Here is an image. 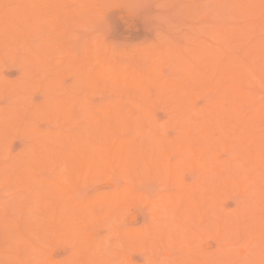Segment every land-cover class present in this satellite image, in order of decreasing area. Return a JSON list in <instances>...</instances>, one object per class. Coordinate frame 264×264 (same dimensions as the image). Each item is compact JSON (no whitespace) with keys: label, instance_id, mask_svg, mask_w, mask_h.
Returning a JSON list of instances; mask_svg holds the SVG:
<instances>
[{"label":"rangeland","instance_id":"obj_1","mask_svg":"<svg viewBox=\"0 0 264 264\" xmlns=\"http://www.w3.org/2000/svg\"><path fill=\"white\" fill-rule=\"evenodd\" d=\"M7 1V0H6ZM11 1H12V5H11ZM48 0H45V1H43V2H41V4H43L42 6H44V8H46V10L44 11L45 13H47V14H45L44 16L45 17H47V19L44 17H42L43 19V21L41 22V26H40V30H42L41 32H39L34 26H33V24H30V28H29V32H30V34L32 33L33 35H28L29 33L27 32L26 34H24V35H22V33H20L21 32V30H20V28H21V26L20 25H22V24H20L19 25V23H18V25H19V27H16L17 25H15V26H13L12 27V29H4L5 28V24H6V16H5V14H4V8L6 7V6H9V7H16V6H13V3L14 4H17L18 3V1L17 0H9V2H7V3H9L8 5H6L7 3H5V1H2V3L4 2V4H2L1 3V1H0V17H2L3 19H1L0 18V20H2V21H4L3 22V24H0V26H1V33H0V44H3V45H0V52H1V50L3 49L4 51L3 52H1L3 55V60H0V79L2 78V80H0V83H3L5 80H11V82H14L16 85H14L13 86V88L15 87V89H13L10 85H12V83L10 84H8V81L7 82H4V84L6 85V87H4V85H2L4 88H1L2 89V91H1V89H0V119L1 118H3V117H1V112H3V116H6L7 114H9V112L10 111H13V109H15L16 107H17V105H18V102H19V110L20 111H22V113H24V115H23V117H21L22 115H21V113H20V111H18V113H20V116H19V114L18 113H16V115L17 116H19V119H20V123H19V119H18V117H16L17 118V120H15V122H13L14 121V119H13V121H12V118H10L11 119V121L13 122V123H19V126H18V123H17V129H15L16 131H18V127H20V125L21 124H23L24 122H25V124H29V125H31L30 127H32V129L30 128V127H27V126H25V124L24 125H21V126H24V129L23 128H21V132H23V131H25V130H33V128H37V127H39V128H37L36 129V131L34 132L33 131V135H32V133H30V132H23V133H21V132H19V133H21V134H19V133H15V131H12L11 133L13 134V133H15V134H13V135H11L9 132L10 131H8V133H9V136H8V134L6 135L5 134V136H8L7 137V149H5L6 148V145H3L4 143H5V141H6V139H4V137L2 136L1 138L3 139V142L2 141H0V142H2L3 144L1 145V143H0V150H1V152H0V154L2 155V158L4 159V160H1L0 161V166H1V164H4V162H5V164H6V166H5V164H4V166L8 169H6L5 167H0V169L1 170H4V171H1V173H0V175L1 174H3L4 176H7L8 175V171H9V167H7V165L9 166V163H11V161H12V163H13V160H12V158L14 159L17 155H19V156H21V154H22V158H23V156L24 155H26V152H24V151H21V150H25V149H22V148H19V147H21V146H24V147H26V149H31L29 146H30V144H32L34 141V139L36 140V144H37V142H38V145L40 144V142L41 141H44V142H41V144H40V146L37 148L38 149V152H41V151H44V149H45V145L47 144H51V142L50 141H47L46 140V138L48 139V138H51V134H53V132H55L56 133V130H57V132H58V128H59V130L61 129L62 131H63V133H65V134H78V133H80V130H83V128H84V130H85V128L89 125V124H86L87 123V121H88V119H90L91 118V120H92V117L90 116V114L88 115V114H86V111H85V118H81L83 121H81V120H78L77 121V119H80V118H78L77 116H79L80 114L82 115V113H84V109L86 108V106L87 105H89V103H92L90 106H92V105H94V107L95 108H100V106L102 105V109L100 108V110L103 112L104 110H108L107 111V114H106V112L104 111V113L103 114H105V116L106 117H111V116H113V115H115V114H122V115H124L123 117H122V115H121V119H124L126 122H127V124L126 123H124L125 125L123 126H119V124H118V127H115L116 128V130L115 131H113V135H116V140H117V138H118V141H120L119 139L120 138H122L121 140H124V139H128V138H136V141L139 143H142V145H143V148H144V150H145V153H148L149 155H151V153L150 152H154L155 150L154 149H156V151H157V148H155L156 146V144L153 146V144H154V142H155V140H157V139H161V138H165V141L166 142H170V141H173L174 140V138L176 139L178 136H180L179 138H182V135H183V138L182 139H180V143H182V141H183V143L182 144H179L180 146L181 145H183L182 147H183V149H182V151H181V148L182 147H169V151H166V154H164V156H163V158L165 159V157H167L168 158V160H169V162L170 161H172L173 163H174V165L177 163V164H180L179 162H181L182 161V159L184 158V157H186L187 156V154H186V152H183V151H186L185 149H186V145H188L189 143H190V140H192V138H193V145H194V147L195 148H197V146L199 145L200 146V142L202 143L203 141H205V140H203V139H201L200 140V138H204L203 136H205L206 135V133L207 134H209V133H211V135L209 134V135H206V137L205 138H208V140H206L205 141V143H203L202 145L203 146H207V145H209V146H207V147H210L212 144H207L206 142H209V138H212V136L215 138H221L222 139V142H221V140H220V143L218 144V147H215L216 148V153H217V151H218V155L216 154V153H212V151H214V150H212V149H210V148H207V149H209V152L208 151H205V148H204V152L205 153H209V154H204V156H206L207 158H208V156L210 157V159H214V157L216 158V155H217V157L219 156V154L221 155V156H219V159L217 160V159H214L215 160V162H217L218 164H216L215 162H213L212 163V160H210V161H208L207 160V162L208 163H206V167L205 166H203V168H201L202 166H199V167H197V168H192V167H189V165L191 166V164H188V167H187V165H184V168H181V169H179V167L178 166H180V165H178V166H176L175 168V176H176V178H174V180L172 179V180H170V181H166V179H165V181L163 180V181H161L162 179L161 178H157V174L156 173H154L156 170H153L154 172H150V171H147L146 173H144L145 171L143 170V169H145V167L143 166V165H141L140 163V165L138 164V163H136L135 161V163H134V166H135V169H134V167H133V165H132V163H131V167L134 169V171L133 170H131L130 169V165H128L126 168H124L123 169V167H125L124 166V163H122V165H123V167H122V165H121V167H120V169H119V167L117 168L118 170H111V169H108V170H106L105 169V171H104V173H102V175L101 174H97L95 177H89L88 178V180L86 181V180H83V179H86V178H84L85 176H82L81 177V179L82 180H80V181H78L79 179H78V175H76V174H78L77 172L78 171H76L75 170V175H76V179H78V180H74L73 181V185L71 184L72 183V178H70V177H68L69 175H68V172H67V170L65 171V173H64V171H63V174H66V176H64L65 178L67 177L68 178V182H69V180L70 179H72V180H70L71 182L70 183H68V182H65V184L67 183L68 185L69 184H71V187H72V189L70 188V190H71V193L69 194V197H73L74 195H76V196H74L73 198L75 199V200H77V198L78 199H83V200H85V199H89V198H93L92 196H94V198L98 195V194H107V193H110V192H117L118 191V193H119V191L120 190H124L125 188H131V189H125L124 191L126 192V191H129V190H131V191H129L128 192V194H129V197L131 198V200L129 199V200H127L125 203H124V206L122 207V208H124V209H122L123 210V212L121 211V213H120V215L118 216V219H117V217H116V215H114V216H112L111 218H108L110 221H108V219H106L105 217H103V219L105 218V220H102V218L98 221V218H96V217H102L103 215V209H102V206H97V208H96V206H94L95 207V209H94V212L93 213H95L94 215H95V217H94V219H93V217H92V221L90 220V219H88L87 221H88V223L90 222V224H92V225H90V227L88 226V230L89 231H87V227H86V225L84 226V228H83V230L85 229V227H86V233H89L88 235H89V237H91V238H89V237H87V235H85L88 239H90L89 241H91V240H94L96 243H97V247H96V245L94 244V243H92V244H90V245H92V246H90V249H89V251H91V249H92V251H95L96 249V251L98 252V253H93L94 255H96L97 257L98 256H100V258H101V255H102V257H108L107 255H110V257H108L109 259L110 258H112L111 260H108V261H106L105 259L106 258H102L103 259V261H104V264H109L108 262L110 261V264H112V262H113V264L115 263V261H116V263H120V262H122L123 260H125V259H129V260H131L132 262H131V264L132 263H134V264H161L162 262L164 263V264H182V260L183 259H185L186 258V262L188 261V260H190V257H191V261H192V259H194V262L192 261V264H194L196 261L198 262V264L202 261V259H203V261L201 262V264H214V262H215V264H219V263H221V262H223V259H219V261L218 260H215V257L216 258H220V257H218V256H220L221 255V253L222 252H226V251H228V250H232L233 249V264H257V262H256V258H257V254L259 255L258 257H262L263 258V261H264V244L263 243H261V241H260V238H262L263 239V241H264V233H263V231H259V228H255V227H253V225H255L254 223H255V220L254 219H256V217H260L262 220L264 219V188H263V186H264V165H262V164H264V150L262 149L263 147H264V57H262L263 55H264V53H263V50H264V8H262V10L263 11H260L261 9H260V6L262 5L263 7H264V1L263 0H259V2L260 3H262V4H258V2H256L255 0L253 1V0H250V1H252V2H250L249 0H246V2H248V5H249V2H250V4L252 5V3L253 2H256L258 5L256 6V3H255V6L257 7V9L256 8H253V6H254V3H253V6H250L249 5V9L247 8V5L245 6V7H243V8H241L240 7V2L239 1H241L242 3H245V2H243V0H94V2H93V0H89L88 2H90L91 1V3L89 4L88 3V5L86 6V11H85V9H84V7L85 6H83L84 5V2H87V1H78V0H64V2H65V5H60V7H59V10H58V12H59V20L57 19V22H54V21H56V18H57V16L55 15V13H52V12H54L55 10L53 9V7H51L52 5H53V3H49V1L47 2ZM80 2L79 4H78V2ZM245 1V0H244ZM51 2V1H50ZM97 2V3H96ZM77 3V4H76ZM93 3V4H92ZM223 4V5H226V6H228V7H230V8H226V6L224 7L223 5H222V7H223V9H221L220 8V6H218L217 4ZM241 3V4H242ZM82 4V5H81ZM245 4H247V3H245ZM2 5H6L5 7L4 6H2ZM45 5H47V6H45ZM78 5V6H77ZM1 6H2V8L3 9H1ZM74 6H77V9L78 8H80L81 10L82 9H84L81 13H83V15H79L80 13L76 10V11H74L73 10V8H74ZM80 6V7H79ZM242 6H244V5H242ZM196 7V8H195ZM231 7H233V8H231ZM250 7H252L251 9L253 10H251L250 9ZM76 8V7H75ZM220 9L219 10V12H218V10L217 9ZM43 9V8H42ZM71 9V10H70ZM79 9V10H80ZM230 10V11H228V10ZM51 10H52V12H51ZM54 10V11H53ZM72 10L74 11V13L73 14H75V16H73L72 15ZM231 10H233V12L231 11ZM250 10V11H249ZM258 11V13H259V15H260V12H261V15L258 17L257 16V13H256V16H257V18H260V17H263L262 19H260V21H259V19H257L256 18V16L254 17V16H252V15H255L254 13L255 12H257ZM226 11H227V13H226ZM246 11V12H245ZM249 11V12H248ZM56 12V11H55ZM76 12V13H75ZM223 12V13H222ZM231 13L232 12V14H233V20H230L228 17H230L231 15L230 14H228V13ZM248 12V13H247ZM254 12V13H253ZM263 12V13H262ZM79 13V14H78ZM224 13H225V15H227V16H225L224 15ZM242 13H244V14H242ZM51 14V15H50ZM76 14L79 16V18L78 19H80V20H76L77 18V16H76ZM237 14V15H236ZM245 14H247V15H245ZM49 15H50V17H52V18H50L49 17ZM103 15V16H102ZM190 15V16H189ZM250 15V16H249ZM80 16H82V18H80ZM49 17V18H48ZM53 17H56V18H53ZM247 17H249V18H247ZM253 17L254 18H256L257 20H258V22H261V23H263V24H261V26H260V24L259 23H257V25H255V23H256V19L254 20L253 19ZM76 18V19H75ZM231 18V19H232ZM250 18L251 19H253L252 21H250ZM9 19V18H8ZM51 19V25H49L48 24V21ZM54 21H53V20ZM248 20V21H247ZM44 21L47 23L46 24V26H44ZM231 21V22H230ZM255 21V22H254ZM49 22V23H50ZM251 22V23H250ZM17 22H15V24H16ZM44 23V24H43ZM254 23V24H253ZM254 26H253V25ZM6 25H9V24H6ZM34 27V29H32V26ZM23 26V25H22ZM50 26V27H49ZM232 26H233V28H232ZM4 27V28H3ZM44 27H45V29L46 28H48V29H46L45 30V33H44ZM212 27V28H211ZM215 27V28H214ZM217 27H223L222 29L224 30V32H226V34H224V32H223V30L222 31H220L221 33H222V35L224 34V37L223 36H221V34H219L218 32H217V30L219 31V29L220 28H218L217 30H216V28ZM226 27V28H225ZM263 27V28H262ZM8 28V27H7ZM19 28V29H18ZM214 28V29H213ZM228 31H226L225 29ZM228 28V29H227ZM232 28V29H231ZM237 28H239V30L240 31H238V29ZM240 28H245V29H243V30H241ZM254 28V29H253ZM15 29L16 30H18L19 31V34L20 35H17L16 36V34H18L17 32L15 33L14 31H15ZM50 29V30H49ZM208 29H210V31L208 30ZM212 29V30H211ZM235 29H237V31H238V33L237 32H235V33H233L231 30H235ZM3 30H5L4 32H3ZM11 30V31H10ZM213 30H214V32H213ZM244 30H247V32H249V33H251V34H248L247 32V34L244 32ZM37 31V33L35 34V32ZM50 31V32H49ZM241 31H242V33H241ZM14 32V33H13ZM49 32V33H48ZM239 32H240V34H239ZM232 33V34H231ZM8 34V35H7ZM40 34V35H39ZM218 34V35H217ZM235 34V35H234ZM3 37H2V36ZM5 35V36H4ZM22 35V36H21ZM28 36L27 38H26V40H23V38L25 39V37L24 36ZM45 35H49V37H50V42L49 43H51L52 45H53V47L48 43V45H50V46H48L51 50H50V52L48 51V52H45V54L47 53V55L49 54V57L47 58L48 60H46V57H42L43 55L42 54H39V55H41V57H39V55L38 56H33V55H35L36 54V52H37V49H38V47L40 46V45H43V46H45V42H44V40H46L45 39ZM228 35V36H227ZM234 37H233V36ZM242 35V36H241ZM245 35V38L243 37ZM9 36V37H8ZM21 38H20V37ZM31 36V37H30ZM44 36V37H43ZM214 36V37H213ZM217 36V37H216ZM219 36H220V38H219ZM231 36V37H230ZM237 36V37H236ZM5 37H7V39L5 38ZM3 38H5V40H6V42H8V43H5V45H4V42H5V40H3ZM14 38H16V40H14ZM18 38V39H17ZM229 38V42H232V43H229L227 40H225V39H228ZM261 38V39H260ZM8 39H10V40H8ZM28 39H30V41L28 40ZM216 39V40H215ZM223 39V40H222ZM235 39H237V40H235ZM241 39H243V41L241 40ZM222 40V41H221ZM230 40H232V41H230ZM241 41L240 43H239V41ZM248 40V41H247ZM250 40V41H249ZM18 41H20L19 42V44H18ZM29 41V42H28ZM216 41V42H215ZM221 41V42H220ZM225 41V42H224ZM256 41H257V43H256ZM1 42H3V43H1ZM14 42V43H13ZM98 43L99 42V44H97V45H94L95 43ZM104 44V42L106 43V45L108 46V45H110V47H111V49H109V47L107 48V46H106V48L107 49H105V47H104V49L105 50H101L102 52H103V55L102 56H104V58H106V57H108V58H106L105 60H104V58L102 59L101 57L102 56H97V55H100L99 53H100V50H99V52H98V48H100L98 45H103L102 43ZM211 42H213V44H215L216 43V45H217V47L219 46V49L217 48V49H215L216 48V45H214L215 47H214V49H212L211 48V46L213 45ZM228 42V43H227ZM255 42V43H254ZM259 42V43H258ZM12 45H11V44ZM101 43V44H100ZM174 44V46H172L173 44ZM203 44V45H200V44ZM211 43V44H210ZM222 45L221 47H220V44ZM234 43H235V45H234ZM245 43V44H244ZM254 43V44H253ZM23 44H24V46H26L27 48H25V47H23ZM26 44V45H25ZM206 44H207V46H209V50H207L206 49V47L205 48H203V46H206ZM228 44V45H227ZM241 44V46H239ZM255 44H256V46H255ZM261 46H260V45ZM12 46V47H10V53H9V49H7V47L8 46ZM14 45H16V47L14 48ZM165 45H169V46H166L168 49H171L170 51H171V54L169 55V57H168V59L170 60V58H171V56L172 57H174V58H172V60H167L166 58V55H167V53H170L169 52V50L167 49V50H164L165 48ZM171 45V46H170ZM184 45H185V47H186V45H187V47L185 48V50L186 49H188L189 50V52H188V50H187V53H189V54H191V52L192 53H194L193 55H191L192 57H190V59L191 58H193L194 56H195V58L193 59V62L195 61V63H196V61L198 60L199 62H197L198 63V65H199V63H200V67H203V65H206L207 66V68L206 69H203V70H207V71H205V72H203L204 74L205 73H207V72H211V75L213 74L212 73V70H213V66L215 65V60H216V58L214 59H212V57L209 59V57H208V55H206V54H210L211 55V53L213 52V54L215 55L217 52H219L221 49L220 48H222V49H224V51H225V53H224V59H230L231 57V59L234 61V62H232V64L231 65H233L234 63L236 64V63H239V66H240V71H238L239 69H237V65H236V70H235V72L237 73V75H236V77L233 75V81L232 80H229V78H223L222 79V81H223V85L222 86H218V85H211L209 82L205 85L204 83V85L202 84V83H200V84H202L203 85V88L202 87H200V84L199 83H197L198 81L197 80H199L198 79V77H197V80L195 81L194 80V83L193 82H190L191 80L193 81V79L191 78H189V75L188 74H186V72L188 73L189 72V67L190 66H187L186 64H188V63H190V62H185L184 61V59H183V61H180V60H182V57H180V56H184L183 54H182V52H181V54H180V52L178 53V50L179 49H183V47H184ZM197 45H200V46H198L197 48H196V46ZM211 45V46H210ZM231 45V46H230ZM243 45V46H242ZM246 45H248V46H246ZM259 46V50H257L258 49V46ZM2 46H4L3 48H2ZM5 46H7V47H5ZM42 46V47H43ZM96 46H98V47H96ZM179 46H182V47H179ZM189 46V47H188ZM229 46L231 47L230 48V51L228 50V48H229ZM232 46H234V47H232ZM246 46V48H243V47H245ZM252 48H251V47ZM32 47V48H31ZM47 47V46H46ZM171 47V48H170ZM179 49H178V48ZM213 47V46H212ZM257 47V48H256ZM13 50H12V49ZM35 48H37V49H35ZM40 48H41V46H40ZM39 48V49H40ZM48 48V49H49ZM161 48L163 49V51L161 52ZM173 48V49H172ZM190 48V49H189ZM194 49V48H196V51H197V53H196V51H194V50H192V49ZM198 48L200 49V50H198ZM208 48V47H207ZM241 48H242V50H241ZM249 48V49H248ZM34 49V50H33ZM38 49V50H39ZM47 49V50H48ZM95 49V50H94ZM130 50V54H135V57L133 58H131V56H130V59L131 60H129L127 57H128V54L126 53V50ZM140 49H143V53H145V52H147L148 54H149V51L151 52V50L152 49H160V54H157V52H159L158 50L156 51V56H158V57H156L155 59H154V57H155V55H154V53H152L151 54V57L148 55H146L147 53H145V55H142L141 57L144 59H142V58H140L139 57V55L140 54H142V50H140ZM177 51H176V50ZM203 49H205L204 50V52L202 51ZM210 49L212 50V51H210ZM227 51H226V50ZM246 49H247V51H246ZM5 50L7 51L6 53H5ZM26 50H28L27 52H26ZM46 50V49H45ZM52 50H54V51H52ZM86 50H87V52L89 53V56H87L86 54H88L87 52H86ZM96 51V53L95 52H93V54H91L90 52L91 51ZM106 50H107V53H105L106 52ZM123 50V53L121 52V55L123 56L124 55V58H119L120 56H118L119 54H117V52L119 53L120 51H122ZM154 50H152L153 52H155ZM173 50H174V52H173ZM184 49L182 50V51H185ZM191 50V51H190ZM209 52H207V51ZM214 50V51H213ZM232 50V51H231ZM251 50V51H250ZM30 51V52H29ZM34 51H35V53H34ZM125 51V52H124ZM167 52L166 54H164L163 52ZM194 51V52H193ZM198 51H202V53L203 54H200V52H198ZM205 51L207 52V53H205ZM241 51V52H240ZM244 51H245V53H247L248 51V53L246 54V55H253L254 57H256L257 59H254L253 57H249L248 56V58L251 60L252 58L254 59V60H252V62L254 63V62H258V63H254V64H251L250 62V60H248L249 61V63H248V65L250 64V65H254L253 67L254 68H256L255 69V71L256 70H258L259 71V74L258 75H256L254 72H253V76H252V74H250L251 72L249 71H247L248 73H246V70H248V69H246L245 70V68H243L242 66V64L245 62V60H244V62L243 61H241V58H242V60L246 57H242V56H240L239 55V57H241V58H238L237 56H238V54L240 53H242L241 55H245L244 54ZM52 52V53H51ZM86 52V54H84ZM108 52L109 53H111V54H108ZM137 52H139L140 54L138 55V56H136V54H137ZM176 52V55H178V54H180V56L178 57V56H176V55H174L173 53H175ZM211 52V53H210ZM223 51L221 50V52H219V54H222V56H220V57H218L219 59H221L222 57H223V53H222ZM231 52V53H230ZM31 53H33V54H31ZM94 53H95V55L97 56V57H100V58H98V59H96L95 57H93L94 56ZM115 53V54H114ZM128 53H129V51H128ZM227 53V54H226ZM228 53L231 55V54H234V55H231L230 56V58H228ZM251 53V54H250ZM255 53V54H254ZM259 53V54H258ZM5 54V55H4ZM25 54H27V55H25ZM30 54H31V56H30ZM70 54V55H69ZM226 54V55H225ZM71 55H73V56H71ZM87 56V59H89V57H93L92 58V60H94L93 62H92V64H93V66H95V68H102L101 66L103 65V63L104 64H106V62H109L110 64H111V62L110 61H112L113 59H116V62L118 63L117 65H121V64H127V65H125L126 66V70L128 69V72L130 71V69L133 71V72H130L131 74H134L135 75V77H134V75H133V77L136 79H138V81H139V79H140V77H141V72L143 71V73H144V75H145V77L143 76V74H142V77L143 78H146V80L148 79L147 77H146V75L148 76L149 75V73L148 72H150V78L149 79H152L151 80V82H150V80H148L149 81V86H151V87H149V86H145V87H139V89H138V86H134V87H132V86H130L129 88H127L126 90L125 89H119V88H117V87H112V89H111V87L109 88V86H108V89H110V91H108V90H106V88H107V86H106V84H105V82H104V84H102V81H101V83L99 84V86H97V90L95 89V88H93V89H95V90H92V89H89V91L90 90H92V91H90L89 93H90V96H86L85 95V93L88 95L89 93H87L88 92V89H86V92H85V90H80V89H82L81 87H80V89H78V90H80L78 93H82V92H84V94H81L82 95V98H84V96L87 98V100L89 101V103L86 105V100H83L85 103H83L82 101H80L79 100V102H81L82 104H84L83 106L85 107H83V106H81L80 104H78V105H80V106H78V105H76V104H73V106L75 105V106H77V107H74L73 108V106L71 105L70 106V104H72V103H70L69 104V107L72 109V112H71V114L70 115H65V112H67V113H69V111H71V109L68 107V111H65V110H60V111H65L64 112V114L62 115V117L60 118V114L58 115L59 117H57V111H59L58 109H55L56 111H55V116H56V118H58V119H56L55 117H54V114L52 113H50L49 114V112H48V114L50 115V116H52L53 118H48L46 115H48L47 113L46 114H44L45 112H43V114L41 113V111L40 112H37V113H33V111L35 110V109H37V107L36 106H38V107H40V104L39 103H42L43 105L45 104V102L46 103H48V104H46L47 106H50L49 105V102H47V99L46 98H48L49 97V95H50V99H51V97H52V94L54 93V95H53V97L54 98H56V100H58V99H62L61 97L63 96V98H65L64 96L66 95L67 96V98H68V96L69 95H72L73 94V92H74V90H73V92L72 93H70L72 90L71 89H74V87L73 86H71V85H74V84H77L78 83V81H77V79H79L78 78V75L80 76V74L82 73V71H81V68H83V67H87L88 68V66H89V62L90 61H92L91 59H90V61L88 60H85L86 59V56ZM92 55V56H91ZM106 55H108V56H106ZM113 55H115L114 57H113ZM127 55V56H126ZM159 55H160V57L163 59L164 57H166L165 58V60L163 59V61H165V63H167V64H163L162 66H161V64L163 63V61H162V59L161 58H159ZM162 55V56H161ZM186 55H188V54H186ZM197 55H199V56H197ZM204 55H206V56H204ZM217 56H219L218 54H216ZM213 56V57H217V56ZM32 56H33V58H32ZM44 56H46V55H44ZM126 56V57H125ZM143 56H145L146 58L147 57H150V59H151V61L150 60H148L147 59V61L145 60L146 58H144ZM152 56H153V58H152ZM164 56V57H163ZM202 56H204V57H202ZM233 56H235L238 60H240L239 62L238 61H236L234 58L235 57H233ZM25 57H26V59H25ZM27 57H29V58H32L34 61H32L31 59V61L30 60H28L29 58H27ZM37 57V58H36ZM72 57H74L73 58V60H72ZM184 57H187V56H184ZM183 57V58H184ZM206 57L210 60L209 62L207 61L208 59H206ZM159 58V60L161 61H159V64L160 65H158V64H155L156 62H157V59ZM176 58H179V59H177L178 60V62H177V60H176ZM199 58V59H198ZM217 58V59H218ZM247 58V59H248ZM38 60V63L36 62V60ZM44 59L47 61H44ZM78 60V61H80V62H82L83 64L82 65H77V64H79V63H76V61H74V60ZM121 59H123V62H119V60L120 61H122ZM154 59V60H153ZM204 60V62L205 61H207V62H203V60ZM25 60H28L29 61V63H27V61H26V63H27V65H26V63H25ZM40 60H42V61H40ZM51 60V61H50ZM102 60H104V61H102ZM166 60H167V62H166ZM175 60H176V62H175ZM186 60H188V58H186ZM255 60H257V61H255ZM258 60H260V62L258 61ZM49 61H50V63H49ZM148 61H150V62H148ZM153 61H156V62H153ZM236 61V62H235ZM34 62V63H33ZM44 62H46V63H44ZM54 64H53V63ZM114 62V61H113ZM113 62H112V64H111V67L113 68ZM115 62V63H116ZM175 62V63H174ZM204 63L203 65L201 64V63ZM41 63V64H40ZM42 63L44 64V65H42ZM49 63V64H48ZM76 63V64H75ZM96 63V64H95ZM119 63H121V64H119ZM149 63V64H148ZM178 63V64H177ZM194 63V64H195ZM206 63H208V65L206 64ZM246 63V62H245ZM244 63V64H245ZM40 64V65H39ZM46 64H48V66L46 67ZM69 64V65H68ZM91 64V63H90ZM95 64V65H94ZM108 64V63H107ZM110 64H108V65H110ZM152 64H155V66L157 67V66H160V68H162V69H157V68H152ZM176 64V65H175ZM183 64V65H182ZM42 65V66H41ZM76 65H77V67L78 66H80L79 67V69L76 67ZM99 65V66H98ZM115 65V64H114ZM117 65H115L114 67L116 68V66ZM152 65V66H151ZM164 65H169V68L171 69H169L167 66H164ZM189 65V64H188ZM198 65H196V67H197V69H198ZM230 65V66H231ZM247 65V68H249V66ZM27 67V69H26V67ZM33 66V67H32ZM92 66V65H91ZM91 66H89V67H91ZM93 66H92V70L94 69L93 68ZM104 66V65H103ZM122 66V65H121ZM151 68H150V67ZM155 66H153V67H155ZM163 66H164V68H163ZM171 66V67H170ZM177 66H181V68L179 67V68H176L175 69V67H177ZM186 66V67H185ZM229 66V67H230ZM30 69H29V68ZM40 67V68H39ZM61 67H63L64 69H65V71H64V69H60ZM128 67V68H127ZM173 67V68H172ZM186 69H185V68ZM191 67H192V69H193V64L191 65ZM246 67V66H245ZM251 67V66H250ZM44 68V69H43ZM45 68H47V69H45ZM86 68V69H87ZM117 68H120V70L122 69V68H124V66H122V67H120V66H117ZM151 70H150V69ZM212 69V70H209V69ZM232 68H235L234 67V65L232 66ZM77 70V73H78V75H75V76H77V77H75L74 76V74L76 73L75 71ZM88 69H90V68H88ZM147 69V70H146ZM150 71H149V70ZM153 69V70H152ZM156 69L159 71V72H157L156 71ZM165 69H167V71L165 70ZM172 69H175V70H177L178 71V73H179V76H178V73L174 70V72H176V73H174L173 72V70ZM179 69V70H178ZM180 69H182V71L180 70ZM184 69H185V71H184ZM197 69L195 70V69H193V71L195 70V74H198V73H196V72H198V71H200V69L197 71ZM251 71H253L251 68H249ZM42 72H41V71ZM52 70V71H51ZM60 70H63L62 72H60ZM111 70V69H110ZM123 70V69H122ZM135 70H136V73H135ZM156 71V73L154 74V72ZM161 70H163L162 72H161V74L162 75H164V79H166V77L165 76H167V77H169V78H167L166 80H167V83H169L170 82V79H172L173 78V80H171V81H176V80H179L180 81V83H181V81H183V83H182V85H180V86H177L176 87V89H177V92L178 91H180L181 89L182 90H185V91H180V92H178L177 93V95H178V97H177V95H174L175 97H176V99H174L173 97V95L172 96H168L169 95V93H170V95L172 94V92L170 91V90H168V88H165L166 90H162L160 87V81L162 80H160V78H163V76L162 75H160L159 73H160V71ZM202 70V68H201V71H203ZM209 70V71H208ZM222 70H227L226 68L224 69V68H221V67H219L218 68V71H215V73L214 74H216V72H218V74H216V75H214V77L215 78H219L218 77V75H219V73L222 71ZM231 70V69H230ZM229 69L227 70V71H230ZM234 70V69H233ZM243 70V73L242 74H244L245 76H243L242 75V77H240V78H242L241 79V81L239 80L238 82H235L236 80H238V74L241 72ZM35 71V72H34ZM73 71L75 72L74 74H73ZM80 71H81V73H80ZM144 71H147V72H144ZM201 71H200V73L199 74H201ZM220 71V72H219ZM29 72H31L30 73V75H31V80H29V83H28V80H27V78L28 79H30V76H29ZM152 72V73H151ZM182 72H183V74H182ZM214 72V71H213ZM234 71H232V73H233ZM63 74V75H61L60 77L58 76V75H60V74ZM76 73V74H77ZM140 74V75H138V74ZM147 73V74H146ZM158 73V74H157ZM164 73V74H163ZM182 75H181V74ZM230 73V72H229ZM26 74H28V76L26 75ZM32 74H35V75H32ZM38 74H39V76H38ZM55 74V75H54ZM154 74V75H153ZM157 74V75H156ZM186 74V75H185ZM235 74V73H234ZM241 74V73H240ZM239 74V75H240ZM248 74H250L251 75V77H250V75H248ZM53 75V77L51 78V76ZM138 75V76H137ZM173 75V76H172ZM206 75V74H205ZM208 75H210V74H208ZM248 75V78H245L246 76ZM22 76H25V77H23V78H21ZM27 76V77H26ZM36 76V77H35ZM38 76V77H37ZM41 76V77H40ZM57 76V77H56ZM137 76V77H136ZM159 76H162V77H160V78H158ZM183 78H182V77ZM197 76V75H196ZM33 77H35V78H39L37 81L35 80V78L33 79ZM45 77V78H44ZM50 77V79H58V77L59 78H61V79H59V80H57L58 82L59 81H63V82H59L60 83V85H59V88H61L62 87V90H60L59 88H58V86L56 85V87H54V88H57V89H53V93L51 92L52 90V88L50 87V89L48 88L49 87V85H48V83H49V80L47 79V78H49ZM75 77V78H74ZM139 77V78H138ZM149 77V76H148ZM176 79H175V78ZM188 77V78H187ZM250 77V78H249ZM7 78V79H6ZM81 78V77H80ZM83 78V77H82ZM81 78V79H82ZM222 78V77H221ZM235 78H236V80H235ZM23 79H24V81H25V79H26V81L27 82H24L23 81ZM32 79H33V81H32ZM53 79V80H54ZM74 79H76V81H73ZM136 79V80H137ZM160 80L159 82L158 81H156V80ZM163 79V81H165ZM168 79H169V82H168ZM175 79V80H174ZM183 79V80H182ZM185 79V80H184ZM187 79V80H186ZM188 79H190V80H188ZM229 81H228V80ZM246 79V80H245ZM4 80V81H3ZM14 80H16V81H14ZM21 81V83L22 82H24V83H27V87L29 88H32L31 90H29V92H28V90L26 91V86H24V87H26L25 89H23L24 87L22 86V85H24V83L23 84H19L20 83V81ZM46 80V81H45ZM55 80V81H56ZM154 80V82L152 83V81ZM242 80H245V82L243 81L242 82ZM249 80V81H248ZM34 81H35V83H34ZM47 81H48V83H47ZM55 82V83H58V82ZM81 81V80H80ZM187 81H188V83H187ZM246 81H248V82H246ZM184 82H186V83H184ZM196 82V83H195ZM33 83V84H32ZM39 83H42V85H41V88H40V85H39ZM66 83H67V85H66ZM73 83V84H72ZM150 83H151V85H150ZM154 83H159V84H154ZM161 83H162V81H161ZM177 83V82H176ZM179 83V82H178ZM206 83V82H205ZM244 83L246 84V86L244 85ZM17 84H19V85H21V87H23V88H21L20 87V89H18L19 88V85H17ZM29 84V85H28ZM35 84V85H34ZM37 84V85H36ZM61 84H64V86H65V88L66 87H69V88H67L65 91L66 92H63V89H65ZM79 84V83H78ZM77 84V85H78ZM101 84L103 85V88H100V87H102L101 86ZM184 84H186V85H189L188 87H190L191 86V90L193 91H195V89L197 90V91H195L197 94H195V92H193L192 93V95L194 94L195 95V100H191V94H190V89L188 90V89H185V88H187ZM199 84V85H198ZM230 84V85H229ZM255 84V85H254ZM1 85V84H0ZM39 85V86H38ZM69 85V86H68ZM153 85V86H152ZM155 85V86H154ZM158 87H157V86ZM209 85V86H208ZM11 87V89L9 88V87ZM18 86V87H17ZM75 86V88H79V86H80V84L78 85V86H76V85H74ZM104 86H106V88L104 87ZM160 86V87H159ZM198 86V87H197ZM211 86V87H210ZM223 86H225V87H223ZM245 86V87H244ZM247 86H250V87H248V88H246ZM17 87V88H16ZM43 87V88H42ZM44 87H45V89L46 90H50V92L51 93H46V91H45V89H44ZM47 87V88H46ZM99 87V88H98ZM132 87V88H131ZM137 87V88H136ZM146 87H149L150 89L148 90L149 91V93H151L152 92V94H154V95H157L158 97H159V93H158V91L160 92V91H162V98L161 97H159V98H161V99H159L157 96H154V97H157V99L156 98H149L150 100L148 101V94H147V90L146 89H148V88H146ZM178 87H180V89H178ZM183 87H184V89H183ZM193 87V88H192ZM206 87V88H205ZM211 88V90L210 89H208V88ZM240 87V88H239ZM241 87H243V88H245V89H243V91L245 90V92L243 93V91L241 90ZM29 88V89H30ZM115 88V89H114ZM117 88V89H116ZM160 88V89H159ZM195 88V89H194ZM201 88H202V91H201ZM6 89H8V90H6V91H8V92H6L5 90ZM13 89V90H12ZM113 89H114V91H113ZM138 89V91H135V93H133L134 91L133 90H137ZM143 89V91H141ZM159 89V90H158ZM205 89H207L208 91L210 90L211 91V93H213V94H210V93H207L206 91H205ZM228 89H229V91H228ZM235 89V90H234ZM237 89H239V90H237ZM12 90V91H11ZM14 90H16L17 92H18V94H17V92L15 93L14 92ZM58 90V91H57ZM69 90H70V92H69ZM121 90H122V94H120V92H121ZM128 90H130L129 92H128ZM139 90H140V92H139ZM146 90V93L144 92ZM152 90V91H151ZM156 90V91H155ZM186 90L189 92L188 93V95H187V92H186ZM199 90L201 91V92H199ZM230 90H233V91H231L232 93H233V95H231L230 96V94H232V93H230ZM3 91H5V92H3ZM124 91V92H123ZM131 91H132V93L133 94H131ZM164 91V92H163ZM168 91V92H167ZM170 91V92H169ZM239 91H241V94H240V92ZM10 92V93H9ZM12 92H13V94H12ZM20 92V93H19ZM58 92V93H57ZM69 92V93H68ZM75 92H76V90H75ZM114 92H116V93H114ZM143 92V93H142ZM182 92V93H181ZM185 92V93H184ZM199 92V93H198ZM236 94H235V93ZM238 92V93H237ZM254 92V93H253ZM24 95H23V94ZM29 93H31V98L29 97L30 96V94ZM65 93H67V94H65ZM141 93V94H140ZM157 93V94H156ZM216 93V94H215ZM11 94V95H10ZM26 94H28L27 96H28V98H27V96L25 97V95ZM75 94V93H74ZM127 94V95H126ZM146 94V95H145ZM190 94V95H189ZM235 94V95H234ZM237 94H239L240 96H237ZM246 96H245V95ZM251 94V95H250ZM18 95V96H17ZM19 95H20V99H22V101L19 99V101H18V99H16L17 97L19 98ZM61 95V96H60ZM84 95V96H83ZM137 95V96H136ZM149 95H151V94H149ZM179 95L181 96L180 98V100H182L183 99V101L185 100L186 101V103H184L183 101H179ZM185 95V96H184ZM193 95V96H194ZM22 96L25 98H22ZM46 96H48V97H46ZM60 96V97H59ZM146 96V97H145ZM214 96H215V98H214ZM232 96H233V98H232ZM243 96H245V97H243ZM247 96H250V97H247ZM44 97H46L45 99H44ZM123 97V98H122ZM138 97V98H137ZM151 97H153V95L151 96ZM165 97V98H164ZM168 97V98H167ZM222 97L224 98V99H226L227 101L226 102H228L229 104H228V108H227V110L230 112H228L227 110H226V112L223 110L224 108H223V106H222V102L224 101V100H222ZM231 97V98H230ZM247 97V98H246ZM12 98H14V99H16V101H14ZM29 98H30V100H33L32 102H31V104H30V101H29ZM66 98V99H67ZM118 98H120L119 100L120 101H117L118 100ZM144 98V99H143ZM164 98V99H163ZM186 98H190V100L189 101H187L186 100ZM193 98V99H194ZM213 98V99H212ZM216 98H218L217 100H218V105H217V103H216ZM23 99L25 100V101H23ZM28 99V100H27ZM49 99V98H48ZM49 99V100H50ZM53 99V98H52ZM51 99V100H52ZM90 99V100H89ZM92 99V100H91ZM174 99V100H173ZM221 99V100H220ZM233 99H234V101H233ZM12 100V101H11ZM27 100V101H26ZM44 100V101H43ZM50 100V101H51ZM55 99H53L52 101H54ZM142 100V101H141ZM21 101V102H20ZM43 101V102H42ZM147 103H146V102ZM176 101H178L177 103L179 104V102L181 103H184V104H182V106L184 105L185 107H184V111H182V110H180V109H183V108H181V107H177L178 105H176L175 104V102ZM13 102V103H12ZM23 102V104L21 105V103ZM25 102V103H24ZM35 102V103H34ZM120 102V103H119ZM143 102H145V103H143ZM174 102V103H173ZM188 102H189V104H188ZM14 103H16V106L13 108V104ZM33 103H34V105H33ZM51 103V102H50ZM194 103V104H193ZM29 104V105H28ZM145 106H144V105ZM11 106V105H13V106H11V107H9V106ZM24 105V106H23ZM36 105V106H35ZM46 105H45V108H47L46 107ZM96 105L98 106V107H96ZM104 105H108L109 107H106V106H104ZM146 105H147V107H146ZM180 105V104H179ZM209 105H211V106H209ZM21 106H23V107H26V108H28L27 110L30 112H28L27 110H25L24 111V108H22L21 109ZM124 107V108H121V107ZM144 106V107H143ZM258 106H259V108H258ZM260 106H262L263 107V110L262 109H260ZM4 109H3V108ZM51 107H52V105H51ZM103 107H105V108H109V109H104ZM194 107V108H193ZM208 109H207V108ZM216 107V108H215ZM220 107V109H222V112H224V113H226L225 115H224V113H222V115L220 114V115H218V113L220 112L219 110L220 109H218ZM256 107V108H255ZM261 107V108H262ZM10 110H9V109ZM83 108V109H82ZM145 108H147V111L146 110H143V109H145ZM178 108V109H177ZM193 108V109H192ZM210 108V109H209ZM258 108V109H257ZM3 109V110H2ZM50 110H51V108H49ZM47 110V111H50V110ZM61 109V108H60ZM120 109H123V110H120ZM205 109V110H204ZM213 109V110H212ZM4 110H5V112H8V113H6L5 114V112H4ZM8 110V111H7ZM16 111L18 110L17 108L15 109ZM53 110H54V108H53ZM97 110V109H96ZM118 110V111H117ZM179 110V111H178ZM210 110H212V111H215V112H211ZM217 110V111H216ZM242 110V111H241ZM256 110H258V112L256 111ZM16 111H14V112H16ZM44 111H46V110H44ZM46 111V112H47ZM73 111H75V113H73ZM83 111V112H82ZM125 111V112H124ZM187 111V112H186ZM210 111V112H209ZM219 111V112H218ZM240 112V114L237 112V113H235V112ZM256 111V112H255ZM260 111V112H259ZM262 111V112H261ZM51 112H54V111H52L51 110ZM87 112H88V110H87ZM115 112V113H114ZM122 112H124V114L122 113ZM183 112H185V114H183ZM216 112H218V113H216ZM228 112V113H227ZM234 112V113H233ZM245 112V113H244ZM13 113V112H12ZM40 113L43 115H40ZM110 115H109V114ZM112 113H113V115H112ZM126 113V114H125ZM187 113H189L185 118L182 116V115H186ZM211 113V114H210ZM214 113H216L219 117V121L217 120V119H215V117H217V115H215ZM221 113V112H220ZM233 113V114H232ZM244 113V114H243ZM247 113V115L246 116H244L245 114ZM256 113H260V114H262V115H260V114H256ZM15 114V113H14ZM74 114H76V120H74V118H73V120H71L72 119V117H70L71 115L73 116ZM95 114H97V116H98V114H100V116L101 115H103L99 110H97L96 111V113ZM145 114V115H144ZM178 114H179V116H178ZM180 114H181V116L183 117V119H182V117H180ZM192 114H194L195 115V117H194V115H192ZM234 114H238L236 117L234 116ZM255 114V116H253ZM13 115V114H12ZM26 115H28V117H29V119L28 120H31V122L29 121V123L27 122L26 123V121H27V117L25 118V116ZM30 115V116H29ZM36 115H37V117H39V116H42L43 118L44 117H47V118H42L41 117V119H38V118H36ZM48 115V116H49ZM65 115V117H63ZM80 115V116H81ZM126 115H128L127 117H125ZM144 115V116H143ZM177 115V116H176ZM240 115V116H239ZM250 115H251V120L253 121V123H251L252 125H251V127H250V124H248L247 122H246V118L248 119V117H250ZM260 115V116H259ZM86 116L87 117H90V118H87V120H86ZM214 116V117H213ZM239 116V117H238ZM257 116V117H256ZM258 116H259V118H258ZM9 117H11V112H10V116ZM9 117L8 118H5L6 120L8 119L9 120ZM14 117V118H15ZM23 118V119H21V118ZM67 117V118H66ZM68 117H70V118H68ZM75 117V116H74ZM82 117V116H81ZM84 117V116H83ZM104 117V116H103ZM180 117V119H178ZM194 117V118H193ZM239 119H238V118ZM25 118V119H24ZM245 118V119H244ZM253 118H254V120H256V121H254L253 120ZM4 119V118H3ZM2 119V120H3ZM85 119V120H84ZM184 120V122H185V119L187 120L186 122H187V124H183V125H181L180 124V128L182 129V128H185V125H188V126H186V128H185V130L183 129V131H185V132H181V131H179V129L180 128H178V124L179 123H182V122H179L178 120ZM211 120V119H214L215 120V122H214V120H213V122L214 123H210V124H208V122H209V120ZM223 119V120H222ZM259 119V120H258ZM22 120V121H21ZM216 120H217V122H216ZM10 121V120H9ZM10 121V124H12L11 125V129L10 130H14L13 128H16L15 126V124L13 125V123ZM86 121V122H85ZM208 121V122H207ZM212 121V120H211ZM210 121V122H211ZM222 121H224V124H223V122ZM241 121V122H240ZM2 122V121H1ZM93 122V120L91 121V123H90V121H89V123H90V126H89V128H92L93 126H95L96 127V124H94V123H92ZM185 122V123H186ZM247 123V125L245 124V123ZM254 122L256 123V124H254ZM8 123V122H7ZM32 123V124H31ZM83 123V124H82ZM189 123V124H188ZM222 123V124H221ZM3 123H0V127L2 128V125ZM85 124L87 125L86 127H85ZM94 124V125H93ZM231 124V125H230ZM254 124V125H253ZM121 125V124H120ZM139 125H141L142 126V128L139 126ZM208 125L210 126V130H209V133L207 132V129H209V127H208ZM247 126V129H246V126ZM248 125H249V127H248ZM126 126V127H125ZM140 127L139 128V130L140 131H138V129H136V127ZM144 126L145 127H147L146 129L144 128ZM207 126V127H206ZM221 126V127H220ZM228 126H229V129H226V128H228ZM4 127V126H3ZM8 127H10V125L8 126ZM81 127H83V128H81ZM190 127V128H189ZM204 127V128H203ZM214 129H213V128ZM252 127L254 128L255 127V130L254 131H252L253 129H252ZM0 128V132H2L1 129ZM81 128V129H80ZM144 128V129H143ZM199 128V129H198ZM207 128V129H206ZM212 128V129H211ZM38 129H40V131H41V133L39 132V131H37ZM52 130H54V131H52V133L51 134H49ZM56 129V130H55ZM92 129H94V130H96L94 127L92 128ZM120 129V130H119ZM186 129H190V131L189 130H186ZM192 129V130H191ZM231 129V130H230ZM250 129H252V130H250ZM83 130V131H84ZM142 130V131H141ZM206 130V131H205ZM228 130H230V131H228ZM244 130H245V132H244ZM50 131V132H49ZM61 131V132H62ZM186 131L188 132V133H186ZM205 131V132H204ZM241 131H243V133H241ZM36 132H37V134L39 133L40 135H37L36 134ZM68 132V133H67ZM78 132V133H77ZM181 132V133H180ZM189 132H190V134H189ZM202 132V133H201ZM232 132V133H231ZM252 134H251V133ZM42 133H44L45 134V136H44V134L41 136V134ZM54 133V134H55ZM82 133V132H81ZM93 133H94V131H93ZM116 133V134H115ZM156 133V134H155ZM179 133V134H178ZM186 133V134H185ZM200 133V134H199ZM230 133V134H229ZM247 135L245 138H243V136L245 135V134ZM262 133V134H261ZM1 134V133H0ZM3 134V133H2ZM25 134V135H24ZM36 134V135H35ZM47 134H49L50 135V137L47 135ZM74 134V135H75ZM159 134V135H158ZM203 134V135H202ZM238 134V135H237ZM243 134V135H242ZM250 134V135H249ZM28 135V136H27ZM46 135H47V137H46ZM79 135V134H78ZM156 135V136H155ZM177 135V137H175ZM184 135H187V137H184ZM249 135V136H248ZM30 136H32V137H34V138H29ZM44 136V137H43ZM86 136V135H85ZM157 136H158V138H157ZM189 136H190V138L191 139H189ZM195 136V137H194ZM222 136H224V137H222ZM240 138H239V137ZM250 136H253V137H251V139L249 138ZM256 136V137H255ZM46 137V138H45ZM157 138V139H155L154 140V138ZM167 137V138H166ZM263 137V138H262ZM45 140H44V139ZM134 138V139H135ZM194 138H195V140H194ZM219 138V139H220ZM247 138V139H246ZM257 141V143H256V141L254 140V139ZM2 139H0V140H2ZM139 139V140H138ZM167 139H171V140H168L167 141ZM185 139H186V142H185ZM188 139V140H187ZM197 139H199V140H197ZM224 139V140H223ZM242 140V142H243V140H245L246 141V143L247 144H245L244 145V147H242L243 145H242V142L240 141V140ZM252 139H253V141H252ZM50 140V139H49ZM182 140V141H181ZM261 140V141H260ZM10 143H9V142ZM142 141V142H141ZM164 141V140H163ZM31 142V143H30ZM153 142V143H152ZM189 142V143H188ZM195 142H196V145H195ZM198 142V143H197ZM248 142H250V145H249V143ZM5 143V144H6ZM139 143V144H140ZM144 143V144H143ZM156 143V142H155ZM192 143H190L191 145H192ZM209 143H211V142H209ZM222 143V144H221ZM258 143L260 144V145H258ZM263 143V144H262ZM9 144H11V145H9ZM166 144V143H165ZM176 144V143H175ZM174 144V145H175ZM206 144V145H205ZM241 145V147H240V145ZM257 144V145H256ZM33 145V144H32ZM38 145H36V146H38ZM44 145V146H43ZM158 145V144H157ZM177 145V144H176ZM185 145V146H184ZM192 145V146H193ZM249 145V146H248ZM258 147H256V146ZM9 146H11L10 148H9ZM35 146V145H34ZM150 146H151V148H150ZM167 146V145H166ZM198 146V147H199ZM203 146H200V147H203ZM250 146H252V147H250ZM255 146V147H254ZM3 147V148H2ZM29 147V148H28ZM32 147V149H33V146H31ZM40 147H42L41 148V150H40ZM154 147V148H153ZM159 148L161 147L160 145L158 146ZM248 147H249V150H248ZM10 149V151H9V149ZM153 148V149H152ZM168 148V147H167ZM245 148V149H244ZM250 148H252V150H250ZM256 148V149H255ZM6 151V152H4V150ZM18 149H21V150H19L18 151ZM32 149H31V152L30 153H35L34 151H32ZM43 149V150H42ZM219 149V150H218ZM246 149H247V151H246ZM34 150V149H33ZM180 150V151H179ZM239 150L241 151L240 153H239ZM254 150H257L256 152L254 151ZM260 150H261V153H259L260 152ZM3 151V152H2ZM8 151V152H7ZM148 151V152H147ZM156 151L154 152V153H152V154H155L156 153ZM211 151V152H210ZM24 152V153H23ZM247 152V153H246ZM251 152H253V153H251ZM255 152V153H254ZM7 154L8 153V156L7 157H9V158H7V160H6V156H5V154ZM13 153V154H12ZM14 153H15V156H14ZM167 153H168V155H167ZM238 153V154H237ZM242 153V154H241ZM14 156V157H11L12 155ZM181 154H183L182 156H184V157H182L181 156ZM199 154V153H198ZM203 154H202V152H200V154L197 156L198 157V160H199V158L201 157V156H203ZM210 154H212V155H210ZM261 155V157H263V163H261L262 161H260L262 158L261 157H259L258 155ZM262 154H263V156H262ZM0 155V156H1ZM30 155L31 154H29V157H30ZM147 155V154H146ZM166 155V156H165ZM247 155H248V157H247ZM253 155H255V156H253ZM28 156V155H27ZM34 156H36L37 157V153H36V155L34 154ZM33 156V157H34ZM213 156V157H212ZM252 156V157H251ZM31 157H32V155H31ZM155 157V156H154ZM212 157V158H211ZM257 157H259L260 159H257ZM1 158V159H2ZM18 158H20V157H17V160H18ZM180 158H181V160H180ZM222 158V159H221ZM228 158V159H227ZM227 159V160H226ZM229 159L231 160V165L229 166L228 164H229ZM232 159H233V161H232ZM238 159V160H237ZM8 160H9V163H8ZM11 160V161H10ZM16 160V161H17ZM7 161V162H6ZM15 161V160H14ZM15 161V162H16ZM19 161V163H20V161H24V163H25V159L23 160H21V158H20V160H18ZM178 161V162H177ZM219 161V162H218ZM258 161V162H257ZM176 162V163H175ZM210 162V163H209ZM8 163V164H7ZM10 164V165H16L15 163L14 164ZM18 163V165L21 167V165ZM22 164V163H21ZM137 166H140V169H139V167H136V165ZM210 166H209V165ZM219 165V167L217 168V169H221L222 167H224V168H222L221 169V171H220V169L218 170V171H220L219 172V174L217 173V172H214L215 171V169H211V165ZM259 164H261L260 166H259ZM24 165V164H23ZM222 165V166H221ZM233 165V166H232ZM253 165H255V166H253ZM17 166V165H16ZM64 166V165H63ZM142 166H143V168H142ZM182 166V165H181ZM186 166V167H185ZM221 166V167H220ZM227 168H226V167ZM252 166V167H251ZM262 166H263V170H262ZM19 167V168H20ZM26 167V166H25ZM24 167V168H25ZM129 167V168H128ZM231 167V169L232 170H227V169H229ZM260 167V168H259ZM4 168V169H3ZM10 168H12L11 166H10ZM43 168V167H42ZM47 168V167H46ZM64 168V167H63ZM62 168V169H63ZM121 168H122V170H121ZM248 168V169H247ZM255 168H256V170H258V171H256V172H258L257 174H255V173H252L251 171H253V169L255 170ZM258 168V169H257ZM14 169H15V167H14ZM18 169V167L15 169V171ZM33 169V168H32ZM53 169V166H51L50 167V169L49 168H47L46 170H47V173L46 172H44V171H46L45 170V167H44V169H43V172H40V171H42V169L41 168H38V171H37V168L36 169H33V170H31V171H34V170H36L37 172H31L30 171V173L28 172V173H26L27 171H25V174H27V176H26V178H27V180H28V182L29 181H31V183L32 182H34V184H33V187H31L30 188V186H32V184L31 185H29V187L28 188H30V189H34V187H35V179H37V178H34L33 176H34V173H36V175H38L39 177H41V175H42V178L43 179H51L52 180V178H54V176L55 175H52V173L51 172H53V171H51L50 172V170H52ZM62 169H60L61 171H62ZM131 170V171H127V170ZM141 169L144 171L143 173H141ZM178 169H179V171H178ZM183 169V170H182ZM7 170V171H6ZM26 170V169H25ZM109 170H111V171H109ZM128 172H126V171ZM146 170V169H145ZM148 170V169H147ZM10 171L12 172H14V170L12 169H10ZM22 171V170H21ZM28 171H29V169H28ZM49 171V172H48ZM115 171V172H114ZM118 171V172H117ZM140 171V172H139ZM223 171V172H222ZM248 171V172H247ZM260 171V172H259ZM3 172V173H2ZM7 172V174H5V173ZM24 172V171H23ZM21 173L20 174V171L19 170H17V172L15 173V175L13 174V177H12V179L14 180L15 178H16V174L17 173H19L18 175H21V176H23V174L24 173ZM39 172V173H38ZM105 172L107 173V172H109V173H107L106 175H105ZM119 172H121V173H119ZM125 172L127 173V174H129V175H127V174H125ZM148 172H150L149 174H148ZM214 172V173H213ZM225 172V173H224ZM228 172V173H227ZM232 172V173H231ZM42 173V174H41ZM54 173V172H53ZM134 173V174H133ZM141 173V174H140ZM230 173H231V175H230ZM29 174H30V178H29ZM41 174V175H40ZM55 174V173H54ZM151 174V175H150ZM153 174H156V175H153ZM215 174H217V177L215 176ZM254 174V175H253ZM3 175H1L0 177H2ZM101 175V176H100ZM131 175H133V176H131ZM174 175V174H173ZM222 175H224V176H222ZM227 175V176H226ZM228 175H229V185H230V188H229V186H227V187H225L226 186V184L228 185V183H222V180H221V176H222V179H223V177L227 180V178H228ZM4 176L2 177V178H0V186H1V184L2 183H4V184H2V186L1 187H5V185L7 186L8 184H6L7 183V180H5V178H4ZM20 176V177H21ZM25 176V175H24ZM175 176H173V177H175ZM216 178H215V177ZM226 176V177H225ZM232 176V177H231ZM256 176V177H255ZM97 177V178H96ZM154 177H156V178H154ZM219 177H220V181H219ZM258 177V181L259 182H262L263 183V185L261 184V183H259L258 182V185L259 186H262V187H259V186H257V190H258V192L256 191H254V190H256V188L255 189H253L251 186H253V183L255 182V178H257ZM32 178H34V179H32ZM64 178V179H65ZM218 178V179H217ZM3 179V180H2ZM17 179V178H16ZM32 179V180H31ZM157 179V180H156ZM176 179V180H175ZM216 179V180H215ZM4 180L6 181V183L4 182ZM20 180H25L24 179V177L22 178L21 177V179ZM66 180V179H65ZM91 180V181H90ZM168 180V179H167ZM200 180H202V181H200ZM210 180V181H209ZM215 181V187L217 186V188H218V193L217 194H219L220 195V197H218V199H216L217 198V196L218 195H216V197H214V194L213 193H211L212 194V196H211V194H210V192H213V190L215 189V187L212 185V184H214V182L212 183V181ZM76 181H78V183L76 182ZM23 181H20V186L21 187H23V186H25V188L24 189H19L18 188V186H13L14 184H16L17 183V181H15V183H14V181H13V183L14 184H10V186H7V190H8V192L6 193V192H4L5 190H3V189H1V187H0V201H2V197H4L3 199H5L6 198V203L4 204V202L2 201V202H0V220H1V222H0V240H2V241H0V244H2L1 246V248H0V252H2V250L4 251L5 250V247L7 248L8 246H10L11 248L10 249H7V251L5 250V252L2 254V255H0V259H1V261H3L1 264H5V263H7L8 264V262H10L9 261V259H6L8 256L11 258V254H12V256L14 255H19L20 257L21 256H23L24 257V255L23 254H25V257H28L26 254L28 253V251H31L33 248H34V251L32 250L31 252H34L35 253V251H37V249L35 250V247H36V244L38 245L39 244V242L38 241H40L41 243L40 244H42L41 246H44V244H46L45 245V247H46V250H47V254L48 255H52V257H53V259H61V258H63V257H66V256H68L70 253H73V247H75V245L77 244H75V242L76 241H74V242H72V243H70V241H73L74 239H69V238H72V237H74V236H76V234L77 233H71V230L70 229H72V227H74L73 229H72V232H77V230L79 229V228H76V227H80V224H82L83 225V219H81L79 216H80V212H78V217H76L75 215L77 214V211H79V210H72V212L71 213H73V215L69 212V210L65 213V215L67 214V213H69V214H71L70 216L67 214V216H69V217H71V216H73V217H71V219L69 218V217H67L66 218V216H65V218L66 219H68V220H70V222L71 221H78V219L77 218H79V220L80 221H78V222H73L72 224V226L71 225H68V227H70L69 228V230H70V232L67 230L66 231V228H67V225L64 223V221L62 220V216H61V220L63 221V224L66 226V228L63 226L62 227V221L61 220H59L60 219V216L59 215H61V213H59V217H57V220H56V218H55V220L53 221V218L54 217H52L53 216V214L51 213V211H49V212H47V214H45V215H43L42 213H40V211L41 210H39L38 211V209L37 210H34V209H32V210H30L31 212H30V214H28L29 216H31V217H33L32 215H33V213H34V215H35V213H36V215H35V219H32L31 220V217H29L30 218V220L31 221H33V220H35V221H33V222H35L36 224V228H32V227H35V225H34V223L33 224H31V226H30V228H31V230H33V232H31L30 231V229L29 228H26V225H28V224H26V222L23 220V219H26L24 216H23V214H21V215H18V214H20V212L17 210L18 208H17V206H19L20 204H21V201L23 202V201H25L27 198H25L24 200H22V198H24V197H22V194L23 193H25L24 194V196L25 197H28V196H30V195H32L33 194V192H31L32 190H30L29 189V191L28 190H26L27 188V185H25V182H23ZM27 182V181H26ZM27 182V183H28ZM199 182V183H198ZM210 183V185L211 186H213L214 187V189H212V187L209 185V186H207L209 183ZM63 183H64V181H63ZM201 183V184H200ZM212 183V184H211ZM218 183H219V185L222 187V193L220 192V190H221V187H219V185H218ZM28 184H30V183H28ZM194 186H193V185ZM195 184H196V187H195ZM198 184L200 185L199 186V188L200 189H198ZM207 186V188L205 187V185ZM223 184H224V187L225 188H223ZM12 185V186H11ZM75 185V186H74ZM192 185V187H193V189H195V191H193V193H192V195L194 196L196 193L197 194H199V195H195L197 198L195 199L193 196H190L191 198L193 197V200L195 201L194 203H196L198 206H197V208H196V204L194 205V203H192L193 204V207L196 209H194L193 210V207H191V208H189V211H191L190 213H187L186 214V212L188 211V208H187V205H188V202H186V201H188L189 199H187V197H188V187L189 186H191ZM187 186V187H186ZM70 187V186H69ZM252 189H251V188ZM15 188V189H14ZM62 187H59L58 188V190H60ZM204 188H206V191H205V193L204 192H202V191H204V190H202V189H204ZM211 188V189H210ZM263 188V189H262ZM62 189H65V188H62ZM60 190V191H63L64 193H65V190ZM74 189V190H73ZM186 191H185V190ZM198 189V190H197ZM260 189V190H259ZM9 190L11 191L10 193H9ZM14 190V191H13ZM211 190V191H210ZM263 190V191H262ZM21 191V193L22 194H20L19 192ZM74 191V192H73ZM185 193H187V194H185L184 195V192ZM216 191V190H215ZM5 194H4V193ZM17 192H18V194H19V196L18 195H16L17 194ZM27 192H29V195L28 196H26L28 193ZM183 192V194H181V193ZM16 193V194H15ZM120 193H121V191H120ZM122 193H124V192H122ZM179 193V194H178ZM204 193V194H203ZM207 193H208V195H210L211 196V198H210V196H205V195H207ZM15 194V195H14ZM131 194V195H130ZM171 195L172 194V196H173V198L175 199L174 201H176V199H177V201L176 202H178V199H179V201L181 202V209L180 208H178L177 207V209L176 208H174L175 209V212H174V209H173V212H174V215H173V213H172V211L168 214V210L166 209V208H164V209H166V210H163V207H162V205L163 204H161V202H159V204H157V206H159V208H157V206H155V204L153 203V200H155L156 198L158 199V200H161L160 198L162 197V196H164V195ZM257 194V195H256ZM9 195H12V197L11 196H9ZM20 195H21V197H20ZM71 195V196H70ZM133 195H136V197L135 198H138V199H135V198H133V199H135V200H133L132 199V196ZM181 195V196H180ZM9 196V197H8ZM89 196V197H88ZM178 196H179V198H178ZM187 196V197H186ZM203 196V197H202ZM8 197V198H7ZM14 197V198H13ZM146 197H147V199H146ZM150 197V198H149ZM19 198H21L20 200H19ZM155 198V199H154ZM163 198V197H162ZM202 198H203V200H207V199H209V200H207V201H203L202 200ZM206 198V199H205ZM212 198H215V200L214 199H212ZM12 199V200H11ZM50 199H52L51 197H48V200L50 201ZM87 199V200H88ZM149 199L150 200H152V202L151 201H149ZM198 199V200H197ZM250 199V200H249ZM7 200H9V203H7L8 201ZM28 200H29V202H28ZM27 201H25L26 203H27V205H29L31 202V200L30 199H28ZM34 200V199H33ZM214 200V201H213ZM248 200V201H247ZM12 201V202H11ZM15 201H17L16 203H17V206H16V203H15ZM18 201H19V203H18ZM147 201V202H146ZM62 202L63 201H60L59 203H61V205L63 206V204H62ZM151 202V203H150ZM199 202V203H198ZM12 203V204H11ZM26 203H24L23 202V206H24V204H26ZM33 203V202H32ZM64 203V202H63ZM186 203V204H185ZM258 203V204H257ZM4 204V205H3ZM7 204V205H6ZM19 204V205H18ZM34 205H37V204H35V203H33ZM246 204V205H245ZM10 205V206H9ZM15 205V207L17 208L16 210L19 212H17L16 213V211H15V207H12V206H14ZM27 205H25L24 207H27ZM66 204H64V206H65ZM184 205H185V207H184ZM253 205H255V206H253ZM261 205V206H260ZM7 206V207H6ZM11 208V211L13 210V212H11L10 211V208ZM33 206V205H32ZM59 206H60V204H59ZM154 206H155V208H154ZM192 206V205H191ZM36 207V206H35ZM34 207V208H35ZM150 207H152V208H150ZM162 207V208H161ZM182 207H183V209H182ZM9 208V209H8ZM248 208H251V210L252 209H254L253 210V212L255 211V213L257 214V215H255L254 216V218L252 219V218H250V217H248V215H247V213H248ZM4 209V210H3ZM27 210H28V207L26 208ZM65 209V208H64ZM152 209V210H151ZM246 209V210H245ZM7 210V211H6ZM60 210H63V207L60 209ZM159 210V211H158ZM178 212H177V211ZM181 210V211H180ZM2 211H5V212H3L2 213ZM15 211V212H14ZM34 211V212H33ZM64 211V210H63ZM71 211V210H70ZM73 211H75V212H73ZM180 211V212H179ZM193 211V212H192ZM263 211V212H262ZM97 212V213H96ZM29 213V212H28ZM44 213V212H43ZM115 213V212H114ZM171 213H172V215H171ZM3 214H5V217L3 216ZM32 214V215H31ZM49 214L51 215V217L49 216ZM90 214H92V213H90ZM116 214V213H115ZM192 216H191V215ZM216 214V215H215ZM223 214V215H222ZM259 214V215H258ZM216 217H215V216ZM220 215V216H219ZM4 218H3V217ZM36 216L39 218V219H42L43 217L45 218V220H46V222L44 221V219L42 220V222L39 220H36ZM39 216H42V217H39ZM177 217L176 219H179V221L181 222V221H183L182 222V226H184L183 227V233L185 234L184 236L186 237L187 236V238L188 239H192L193 238V240H195V242H190L191 240H189V242L190 243H192V245L191 244H187V242H185L184 240H181V239H183L182 237H181V239H180V237H178L179 239V243L177 242V244H175V243H173V241H172V244L171 243H169V242H171V240H169V241H165L166 242V244H168L169 245V248L168 247H166V246H164L163 244L161 245V247H164V248H161V249H159V247L157 246V247H155L156 248V250L155 251H153V250H150L149 251V248L151 249V247H150V245L151 244H153L154 242L155 243H159V241L158 240H160V238L162 239V238H165V240H168L169 239V236H170V234L172 233V235H173V233H174V235L173 236H175V233L176 232H178L179 230H176V229H178L179 227L176 225V223H174V221H172V219H169L170 220V222H168V224L166 223L167 222V220H168V218L170 217V218H172V217ZM191 216V217H190ZM224 216H226V217H224ZM230 216V217H229ZM21 217V218H20ZM76 217V219H74ZM152 217V218H151ZM160 217V218H159ZM165 217H168V218H165ZM217 217H219V218H223L222 220H221V222L222 223H220V224H217V220L216 219H219V218H217ZM237 217H239V219L240 220H242V221H240V220H238V218ZM241 217V218H240ZM19 219V221H18V219ZM51 218V219H50ZM96 218V219H95ZM159 218V219H158ZM230 218V219H229ZM259 218V219H260ZM15 221H14V220ZM174 219V218H173ZM232 219V220H231ZM260 219V220H261ZM10 220H11V222H10ZM12 220L14 221V223L12 222ZM50 220H52L54 223H56V224H54L52 221L50 222ZM59 220V221H58ZM90 220V221H89ZM97 222H96V221ZM151 220H155L154 222H152ZM166 221L165 223H164V221ZM25 223H24V222ZM40 224V225H42V226H45V228L47 227V228H52V226H53V224H54V227H55V225L56 226H58V229H59V231L61 230V228L64 230V233L65 234H63L64 235V237L63 236H60L59 238H57V239H51L49 236H51V235H47V239L44 237L43 239H42V241H43V243H42V241H41V239L40 238H42V237H40V236H38L39 234H41V232L42 231H40L41 229L42 230H44L45 228L44 227H42V226H38V223ZM44 221V222H43ZM58 221V222H57ZM94 221V223H92ZM149 221H151L152 223H154L155 224V222H156V226L153 224V226H155L154 228H152V230L150 231V232H148V231H146V235L144 234L143 235V237H142V239L145 241V239L144 238H146V237H148V241H149V239H150V242L148 243V241L147 242H144V243H136L134 246H136V245H139L138 247H134V246H132L133 247V249H132V247L130 248V250L129 251H127L128 253H126V250H124V248L122 249L121 247H123V245H125V244H123V243H121V244H123L122 246H120L121 244L120 243H118L117 242V240L119 241L120 240V236H118V233H117V231H114V230H117V228H114V225L113 224H118L117 226H118V230H120V229H123V230H133V229H136V230H141V228L143 229H146V227L150 224V222ZM227 221V222H226ZM233 221V222H232ZM238 221L241 223H238ZM80 222V224H78ZM82 222V223H81ZM159 222V223H158ZM245 222V223H244ZM2 223V224H1ZM3 223H4V225H3ZM17 223V224H16ZM44 223H46V224H44ZM47 223L48 224H52V225H49V227L47 226ZM60 223V224H59ZM68 223H69V221H68ZM78 225H77V224ZM162 223V224H161ZM171 224V226H169L170 224ZM226 223V224H225ZM25 225V227L24 226H22V225ZM85 224V223H84ZM159 224V225H158ZM163 225V224H165L164 226H163V230L162 231H165V230H167V232H169V233H167V232H162L161 231V233H163L162 235H160L159 234V228H161V225ZM167 224V225H166ZM172 224H173V227H172ZM225 224V225H224ZM233 224V229L231 228V230H230V225H232ZM240 224V225H239ZM9 226V228L8 227H6L7 229H9V230H7L6 228H4L5 226ZM20 225V226H19ZM33 225V226H32ZM115 225V226H116ZM239 225V226H238ZM241 225L243 226L242 228H241ZM249 225V226H248ZM14 228H12V227ZM18 226V227H17ZM22 226V227H21ZM41 227V229H39L38 227ZM116 226V227H117ZM149 226H151V225H149ZM177 228H176V227ZM252 226V227H251ZM12 229H11V228ZM24 227V228H23ZM53 227V228H54ZM159 227V228H158ZM175 227V228H174ZM241 229V233H240V230H238L239 228ZM23 228V229H22ZM26 228V229H25ZM46 228V229H47ZM65 228V229H64ZM158 228V229H157ZM166 228V229H165ZM171 228V229H170ZM173 228L175 229L174 231H173ZM227 228H229V229H227ZM246 228V229H245ZM15 229H18V230H15ZM21 229V230H20ZM35 229L36 230H38L39 229V234L34 238L33 236L31 237V235L33 234H37L36 233V231H35ZM68 229V228H67ZM76 229V230H75ZM165 229V230H164ZM243 229L245 230L244 232H243ZM3 230H5V231H3ZM11 230H13V231H11ZM15 230V231H14ZM22 230H25L26 232L24 233ZM27 230H29V232H31L32 234L31 235H29L30 233H28V231ZM63 230H61V232L63 231ZM75 230V231H74ZM158 230V231H157ZM173 232H172V231ZM230 230V231H229ZM258 230V231H257ZM9 231H11V232H14V233H11L10 234V232ZM17 231H18V233H17ZM68 232V233H66V232ZM122 231V230H121ZM233 231V233H232V236L230 237L229 235H228V233L229 234H231L230 232H232ZM16 232V233H15ZM23 232V233H22ZM35 232V233H34ZM60 232V233H61ZM83 232H85V231H83ZM147 232H148V236H147ZM243 232V233H242ZM2 233V234H1ZM4 233V234H3ZM28 235H27V234ZM86 233H82V235L83 234H86ZM117 233V237L119 238V239H117V237H116V235L115 234ZM153 233V234H152ZM179 233H182V231L181 232H179ZM187 233V234H186ZM198 233H203V237L202 238H199L200 236L198 235ZM12 234H13V236H15L16 235V237H12L13 239H11V237L10 236H12ZM66 234H68V236H71L72 235V237H69L68 239L70 240V241H68L67 242V240L68 239H66L65 237H68ZM71 234V235H70ZM158 235L159 237L160 236H164V235H166V236H164V237H160V238H158V240H156V238H154V235ZM169 234V235H168ZM177 234V233H176ZM198 236H197V235ZM227 234V235H226ZM6 235V236H5ZM74 235V236H73ZM81 235V233L79 234V236L81 237L82 236ZM188 235H193V237L192 238H190L191 236H188ZM4 236V237H3ZM19 236V237H18ZM28 236H30V237H28ZM35 236V235H34ZM146 236V237H145ZM157 236V237H158ZM182 236V235H181ZM10 237V238H9ZM24 237V238H23ZM40 237V238H39ZM52 237H54L55 238V236L53 235ZM62 237V238H61ZM83 237V236H82ZM82 237L80 238V239H82ZM85 237V238H86ZM175 237H177V236H175ZM9 238V239H8ZM16 238H17V241H15L16 240ZM31 238V239H30ZM32 238H34V239H32ZM94 238V239H93ZM154 238L155 239V241H153L152 239ZM168 238V239H167ZM195 238V239H194ZM22 239V240H21ZM40 239V240H39ZM46 239V240H45ZM66 239V240H65ZM80 239H79V242H80ZM102 240L100 243H101V245H102V247H101V249L100 248H98L99 246H100V244L98 243V241H100V240ZM114 239V240H113ZM200 239V241H199V243L197 242L198 240ZM19 240V241H18ZM29 242H28V241ZM31 240V241H30ZM34 240V241H33ZM35 240H36V242H35ZM75 240H78V238H76ZM87 240V239H86ZM121 240H124V239H121ZM147 240V239H146ZM10 241V242H9ZM15 243H14V242ZM20 241H21V244H20ZM82 241H84L83 239H82ZM88 240L87 241H84V243L83 244H85V242H89ZM108 241V242H107ZM115 241H116V243H115ZM153 241V243H151ZM157 241V242H156ZM162 241H164V239L162 240ZM182 241H184L183 243H182ZM260 241V242H259ZM7 243V245H6V243ZM17 242V243H16ZM78 242V241H77ZM93 242V241H92ZM112 242H114V243H112ZM120 242V241H119ZM124 242V241H123ZM142 242V241H141ZM200 242H201V244H200ZM13 245H12V244ZM30 243V244H29ZM47 243H48V247H47ZM82 243V242H81ZM87 243H86V245H87ZM89 243H91V242H89ZM88 243V244H89ZM120 244V245H118V244ZM147 243H148V245H149V247L147 248ZM151 243V244H150ZM154 243V244H155ZM187 244V246H189L190 248H193V244L194 243H198L199 245H197V244H195L194 246V249H191L192 251L194 250V252L195 251H201V250H197V249H200L199 247H200V245H201V247H202V249H203V251H204V253L202 254L201 252H199V258H201L203 255L205 256H203L202 257V259H200L199 260V258H198V260H196V258H195V256L192 254L193 252H191V254H192V256H194L193 258H192V256L190 255V252L189 251H191L190 249H189V247H187V248H185L186 246V244ZM20 244V245H19ZM39 244V245H40ZM70 244H71V246H70ZM79 244L80 243H78L77 244V250H75L74 249V252H79V250L82 252H80V253H77L78 254V256H80V257H78V264H82L83 262L85 263V264H89V261H91L90 263L91 264H93L95 261H96V263L97 262H102V264H103V261H102V259H99V261L98 260H96V257H95V260H94V262L92 261L93 259H94V255H92L91 256V254L89 255V254H87L88 253V247H89V245L88 246H83V244H82V246H83V248L84 247H86L85 249H87V252H85L86 250H84V249H82V248H80L79 249ZM99 244V245H98ZM106 245V247H105V245ZM117 244V245H116ZM173 244H175L176 245V247H175V245H173ZM263 246H262V245ZM23 245H24V247H23ZM30 245H33V246H31L32 247V249H31V247H30ZM74 245V246H73ZM103 245H104V247H103ZM116 245V246H115ZM141 245H143V247L141 246ZM4 246V247H3ZM12 246H13V248H15V252H14V249L12 250ZM19 246H22L21 248H24L25 249V247H27V253H25V250H21V248H17V247H19ZM81 246V247H82ZM95 246V247H94ZM110 246H111V248H110ZM115 246V247H114ZM120 246V248H118ZM142 248H141V247ZM192 246V247H191ZM199 246V247H198ZM262 246V247H261ZM29 247V248H28ZM45 247H43L44 249H45ZM93 247H94V249H93ZM107 247H109V248H107ZM116 249H114V248ZM125 247H127V246H125ZM147 248V250L145 249V248ZM166 247V248H165ZM241 247H243L244 248V251L243 252H239L240 251V248ZM4 248V249H3ZM9 248V247H8ZM38 248V247H37ZM42 248V249H43ZM96 248V249H95ZM107 250H106V249ZM129 248V247H128ZM128 248H127V250H128ZM262 248V249H261ZM18 249V250H17ZM29 249V250H28ZM40 251H41V248H38ZM43 249V251H46V250H44ZM110 249H114V250H110ZM117 249H119V251L120 250H122V251H120V253H119V251L117 250ZM126 249V248H125ZM142 249H144V250H142ZM159 249V250H158ZM196 249V250H195ZM84 250V251H83ZM124 250V251H123ZM223 250H225V251H223ZM9 251V252H8ZM10 251H12V253H10ZM39 251V252H40ZM43 251H41L42 252V254H41V252L39 253L38 251H37V253H39V254H37L36 255V253L35 254H33L32 256H29L30 258L29 259H33L32 261H34L35 262V264H40V262L43 260H41V258H42V256H40V255H43ZM99 251H101L100 253H103V254H99ZM111 251H117L118 253H119V255H118V253L116 252H114V254L113 253H110ZM16 252H18V253H16ZM108 252H109V254H108ZM180 252H182V253H180ZM189 254H188V253ZM15 253V254H14ZM20 253H22L21 255H20ZM105 253V254H104ZM186 253V254H185ZM197 253V252H196ZM8 254H10V255H8ZM82 254H84V255H86V256H84V255H82ZM99 254V255H98ZM127 254V255H126ZM147 254H148V256L149 257H151V258H149L148 256H147ZM152 254V255H151ZM34 255H36V256H34ZM50 255V256H51ZM82 255V256H81ZM90 257H92V258H90ZM123 255V256H122ZM151 255V256H150ZM188 255H190V257L189 258H187L188 257ZM3 256V258H1ZM5 256V257H4ZM41 257L40 259H39V263H37V261H35L34 259L35 258H38V257ZM116 257V259H115V257ZM120 256V257H119ZM180 256V257H179ZM201 256V257H200ZM8 257V258H9ZM33 257H35V258H33ZM114 257V258H113ZM125 257V258H124ZM183 257V258H182ZM88 258H90V259H88ZM107 258V259H108ZM120 258H122L123 260L121 261V259ZM114 259V260H113ZM149 259V260H148ZM154 259V260H153ZM173 259V260H172ZM175 259H176V261H175ZM179 259V260H178ZM206 259V260H205ZM5 260H7L6 262H5ZM83 260V261H82ZM101 260V261H100ZM113 260V261H112ZM129 260H127L126 261V264L128 263V264H130V261ZM148 260V261H147ZM163 260V261H162ZM171 260V262L172 263H169V261ZM212 260V261H211ZM118 261V262H117ZM147 261V262H146ZM151 261V262H150ZM156 261V262H155ZM178 261V262H177ZM184 261V260H183ZM217 261V262H216ZM88 262V263H87ZM155 262V263H154ZM159 262V263H158ZM161 262V263H160ZM188 262H190V261H188ZM187 262V263H188ZM33 262H31V264H32ZM95 263V264H96ZM115 263V264H116ZM162 263V264H163ZM184 263V262H183ZM10 264V263H9ZM16 264H19V263H16ZM34 264V263H33ZM97 264H99V263H97ZM189 264V263H188ZM191 264V263H190ZM197 264V263H196ZM260 264H262V263H260Z\"/></svg>","mask_w":264,"mask_h":264},{"label":"bare ground","instance_id":"obj_2","mask_svg":"<svg viewBox=\"0 0 264 264\" xmlns=\"http://www.w3.org/2000/svg\"><path fill=\"white\" fill-rule=\"evenodd\" d=\"M0 1H1V3H2V1H5V3L9 2V0H7V1H6V0H0ZM17 1H18L17 4H14V3H13V6H16L15 8H14V7L11 8V7H9V6H6V5H8L9 3H7L6 5H2V6H4V7L6 6L5 8L3 7V8H4V14H5V16H6V17H5V18H6L5 20H6V24H9V25H6V24H5V25H4L5 28H4V27H3V28H4L5 30H6V29H12L13 26L17 25L16 27H19V25L22 24L23 26L20 25V26H21V28H20L21 32H20V33H22V35H24V34H26V33L28 32V33H29L28 35H33L32 33L30 34L31 31L29 32L30 24H33V26H34L39 32H41V31H42V30H40V29H41V28H40V26H41V22L43 21L42 19L45 17L44 15L47 14V13L44 12V11L46 10V8H44V6H42L43 4H41V2H43V1H45V0H17ZM48 1H49L50 4L53 3V5H52L51 7H53V9H54L56 12H55L54 10H53L54 12H52V10H51V12H52V13H55V15L57 16V18H56V17H53V18H56V21H54L55 19H54V20L52 19V20H53L54 22H57V19L59 20V12H58L59 7H60V5H61V6H62V5H65V2H66V1H65V2H64V0H48ZM48 1H47V2H48ZM50 1H51V2H50ZM78 1H81V2H82L83 0H78ZM78 1H77V2H78ZM84 1H87V2H84V5H83V6H85L86 4L88 5V3H89V4L91 3V1L88 2L89 0H84ZM96 1H97V0H96ZM224 1H225V0H224ZM226 1H227V0H226ZM238 1H239V0H238ZM249 1H250V0H249ZM253 1H254V0H253ZM255 1L258 2L259 5L262 4V3H260L261 1L259 2V0H255ZM263 1H264V0H263ZM93 2H94V0H93ZM239 2H240V7H241V8L245 7L246 5H247V8H248L249 5H250V6H253V3H254L253 8H256V9H257L256 6H257L258 4H257L256 2H253L252 5L250 4V2H252V1L249 2V5H248V2H246V0H245V1L243 0V2H245V3H247V4L242 3L241 1H239ZM43 3H44V2H43ZM79 3H80V2H78V4H79ZM85 3H86V4H85ZM96 3H97V2H96ZM241 3H242V4H241ZM255 3H256V6H255ZM2 4H4V2H3ZM76 4H77V3H76ZM92 4H93V3H92ZM216 4H217V3H216ZM0 5H1V4H0ZM11 5H12V1H11ZM81 5H82V4H81ZM87 5H86V6H87ZM217 5H218V6L221 5L220 8L223 9V7H222L223 4H217ZM242 5H244V6H242ZM262 5H263V4H262ZM262 5L260 6V9H261L260 11H263V10H264V9L262 10V8H264ZM2 6H1V9H3ZM45 6H47V5H45ZM77 6H78V5H77ZM77 6H74L73 10H74V11L77 10V11L80 13V14L78 13L79 15H83V13H81V12L86 8V6H85L84 9H82V10H81L80 8L77 9ZM223 6L225 7L226 5H223ZM75 7H76V8H75ZM79 7H80V6H79ZM227 7H228V6H226V8H227ZM261 7H262V8H261ZM42 8H43V9H42ZM195 8H196V7H195ZM228 8H230V7H228ZM231 8H233V7H231ZM251 8H252V7H250V9H251ZM79 9H80V10H79ZM86 9H87V8H86ZM86 9H85V11H86ZM233 9H234V8H233ZM248 9H249V8H248ZM70 10H71V9H70ZM73 10H72L71 13H72L73 16H75V14H73V13H74ZM217 10H218V12H219L220 9L218 8ZM227 10H228V9H227ZM251 10H252V9H251ZM228 11H230V10H228ZM231 11L233 12V10H231ZM249 11H250V10H249ZM249 11H248V12H249ZM252 11H253V10H252ZM256 11H257V10H256ZM258 11H259V10H258ZM258 11L255 12V13L253 12L255 15H252V16L255 17V16H256V13H257V16L259 17V16L261 15V12H260V15H259ZM232 12H231V13H230V12L228 13V14L231 15L230 17H228L227 15H225V13H224V15L227 16L230 20H233V18H232V17H233ZM245 12H246V11H245ZM248 12H247V13H248ZM75 13H76V12H75ZM222 13H223V12H222ZM226 13H227V11H226ZM262 13H263V12H262ZM242 14H244V13H242ZM50 15H51V14H50ZM50 15H49V17H50ZM236 15H237V14H236ZM245 15H247V14H245ZM76 16H77V17H76L77 19H76V18H75V19H76V20H80V19H78L79 16H78L77 14H76ZM102 16H103V15H102ZM189 16H190V15H189ZM249 16H250V15H249ZM257 16H256V18H257ZM263 16H264V15H263ZM42 17H43V18H42ZM49 17H48V18H49ZM254 17H253V19L255 20L256 18H254ZM0 18L3 19L2 17H0ZM8 18H9V19H8ZM45 18L47 19V17H45ZM50 18H52V17H50ZM80 18H82V16H80ZM231 18H232V19H231ZM247 18H249V17H247ZM262 18H263V17H260V18H257V19H259V21H260V19H262ZM253 19L250 18V21H252ZM257 19L255 20V21H256L255 25H257V23H259L260 26H261V24H263V23L258 22ZM263 19H264V18H263ZM3 20H4V19H3ZM5 20H4V21H5ZM4 21L0 20V24H3ZM50 21H51V19L48 21V24H49V25L52 24ZM247 21H248V20H247ZM255 21H254V22H255ZM15 22H17V23L15 24ZM46 22H47V21H46ZM46 22L44 21V23H45V24L43 23L44 26H46V24H47ZM49 22H50V23H49ZM230 22H231V21H230ZM18 23H19V25H18ZM250 23H251V22H250ZM253 24H254V23H253ZM253 24H252V25H253ZM31 26H32V25H31ZM33 26H32V29H34ZM253 26H254V25H253ZM7 27H8V28H7ZM41 27H42V26H41ZM49 27H50V26H49ZM13 28H14V27H13ZM211 28H212V27H211ZM214 28H215V27H214ZM214 28H213V29H214ZM218 28H220L219 31L217 30ZM222 28H223V27H222ZM222 28H221V27H217L216 30H217V32H218L219 34H221V36L224 37V34H226V32H224V30H223ZM225 28H226V27H225ZM225 28H224V29H225ZM232 28H233V26H232ZM232 28H231V29H232ZM262 28H263V27H262ZM18 29H19V28H18ZM46 29H48V28H46ZM46 29H45V27H44V29H43V30H44V33H45V30H46ZM221 29H222L223 32H224L223 35H222V33L220 32V31H222ZM227 29H228V28H227ZM237 29H238V31H240L239 28H237ZM237 29H235V30H231V31H232L233 33H235V32L238 33ZM240 29L243 30V29H245V28H240ZM253 29H254V28H253ZM5 30H3V32H4ZM49 30H50V29H49ZM208 30L210 31V29H208ZM211 30H212V29H211ZM225 30H226V29H225ZM0 31H1V26H0ZM10 31H11V30H10ZM226 31H227V30H226ZM234 31H235V32H234ZM14 32H15V33H16V32L18 33V34H16V36H17V35H20L18 30L15 29ZM14 32H13V33H14ZM49 32H50V31H49ZM49 32H48V33H49ZM213 32H214V30H213ZM227 32H228V31H227ZM244 32L246 33L247 30H244ZM0 33H1V32H0ZM23 33H24V34H23ZM36 33H37V31L35 32V34H36ZM241 33H242V31H241ZM247 33H248V34H251V33H249V32H247ZM247 33H246V34H247ZM231 34H232V33H231ZM239 34H240V32H239ZM7 35H8V34H7ZM22 35H21V36H22ZM39 35H40V34H39ZM217 35H218V34H217ZM234 35H235V34H234ZM1 36H2V35H1ZM4 36H5V35H4ZM227 36H228V35H227ZM232 36H233V35H232ZM241 36H242V35H241ZM2 37H3V36H2ZM8 37H9V36H8ZM17 37H18V36H17ZM19 37H20V36H19ZM24 37H25V39L23 38V40H26V38H27L28 36L26 35V36H24ZM30 37H31V36H30ZM43 37H44V36H43ZM213 37H214V36H213ZM216 37H217V36H216ZM230 37H231V36H230ZM233 37H234V36H233ZM236 37H237V36H236ZM243 37L245 38V35H244ZM0 38H1V37H0ZM5 38L7 39V37H5ZM5 38H3V40H5ZM20 38H21V37H20ZM219 38H220V36H219ZM221 38H222V37H221ZM221 38H220V39H221ZM17 39H18V38H17ZM45 39H46V40H44V42H45V46H43L44 44H43V45H40L41 48H40V46H39V47H38V49L40 48L39 50H38L37 48H35V49H37V52H36V54L33 55V56H38L39 54H42V55H43L42 57H43V58L46 57V60H48L47 58L49 57V54L47 55V53L45 54V52H48V51L50 52L51 49H50L48 46L51 45V46L53 47V45H52L51 43H49V42H50V37H49V35H45ZM260 39H261V38H260ZM8 40H10V39H8ZM14 40H16V38H14ZM28 40L30 41V39H28ZM215 40H216V39H215ZM222 40H223V39H222ZM222 40H221V41H222ZM225 40L228 41L229 38H228V39H225ZM235 40H237V39H235ZM241 40L243 41V39H241ZM29 41H28V42H29ZM221 41H220V42H221ZM230 41H232V40H230ZM238 41H239V40H238ZM247 41H248V40H247ZM249 41H250V40H249ZM19 42H20V41H18V44H19ZM215 42H216V41H215ZM224 42H225V41H224ZM228 42H229V41H228ZM228 42H227V43H228ZM240 42H241V41H239V43H240ZM1 43H3V42H1ZM5 43H8V42H6V40H5L4 45H5ZM13 43H14V42H13ZM48 43H49L50 45H48ZM94 43H95V42H94ZM101 43H102V42H101ZM101 43H100V44H101ZM211 43L213 44V42H211ZM211 43H210V44H211ZM229 43H232V42H229ZM254 43H255V42H254ZM254 43H253V44H254ZM256 43H257V41H256ZM258 43H259V42H258ZM10 44H11V43H10ZM97 44H99V42H98V43H95L94 45H97ZM102 44H103V43H102ZM172 44H173V43H172ZM199 44H200V43H199ZM203 44H204V43H203ZM203 44H200V45H203ZM219 44H220V43H219ZM221 44H222V43H221ZM221 44H220V47L222 46ZM244 44H245V43H244ZM0 45H3V44H0ZM11 45H12V44H11ZM11 45L8 46V47L5 46V47H7V49H9V53H10V47H12ZM25 45H26V44H25ZM105 45H106L105 42H104L103 45H98V46L100 47V48H98V52H99V50H100V53H99L100 55H97V56H102V55H103V52H104V51L102 52L101 50H105V49H107L108 47H109V49H111L110 45H108V46L106 45L107 48H106ZM200 45H197L196 48H197L198 46H200ZM214 45H216V43L212 45L213 47L210 45L212 49H214V47H215ZM217 45H218V44H217ZM217 45H216V48H215V49H217V48L219 49V46L217 47ZM227 45H228V44H227ZM234 45H235V43H234ZM259 45H260V44H259ZM42 46H43V47H42ZM46 46H47V47H46ZM51 46H50V47H51ZM98 46H96V47H98ZM166 46H169V45H165V47H164L165 49H164V50H167V49L169 48V47L167 48ZM170 46H171V45H170ZM172 46H174V44H173ZM230 46H231V45H230ZM230 46H229V48H228L229 51H230V48H231ZM239 46H241V44H240ZM242 46H243V45H242ZM246 46H248V45H246ZM246 46L243 47V48H246ZM255 46H256V44H255ZM257 46H258V45H257ZM260 46H261V45H260ZM3 47H4V46H2V48H3ZM15 47H16V45H14V48H15ZM23 47L27 48L26 46H24V44H23ZM104 47H105V49H104ZM174 47H175V46H174ZM179 47H182V46H179ZM186 47H187V45H186ZM186 47H185V45H184L183 49L185 50ZM188 47H189V46H188ZM205 47H206L207 50H209V46H207V44H206V46H203V48H205ZM207 47H208V48H207ZM232 47H234V46H232ZM250 47H251V46H250ZM31 48H32V47H31ZM48 48H49V49H48ZM166 48H167V49H166ZM170 48H171V47H170ZM177 48H178V47H177ZM196 48H194V49L191 48V49L194 50V51H196ZM251 48H252V47H251ZM256 48H257V47H256ZM0 49H1V48H0ZM11 49H12V48H11ZM45 49H46V50H45ZM47 49H48V50H47ZM172 49H173V48H172ZM178 49H179V48H178ZM183 49H179V50H178V53L180 52V54H181V52H182V54L184 53L183 55H184V56H187V57L180 56V54L176 55V52L173 53V54L176 55V56H178V57H179V56L182 57V60H180L179 58H176V60L179 59L180 61H183V59H184L185 62H187V63L190 62V63H188L189 65L186 64L187 66H190V67L188 68V69H189V72H188V73L186 72V74L189 75V78H190V79H191V78L193 79V81L191 80L190 82H193V83H194V80L196 81V80H197V77H198L199 80H197V81H198L197 83H199V84H200V83H202V84L204 83V84L206 85V84L209 82L212 86H213V85H218V86L220 87V86H222V85L224 84L223 81H222L223 78H229V80H232V81H233V78H234L233 75L236 77V75H237V73L235 72V70H236V65H237V69L240 68V66H239V63H240L239 61H240V60H238L235 56H233V57H235L234 59H235L236 61H238L239 63H236V64L234 63L233 65H234L235 68H232L233 65H231V64H232V62H234V61L231 59L232 57L230 58V56H231V55H234V54H231V55H230V54L228 53V58H230V59H224V53H225V51H224V49L220 48V49L223 51V52H222V53H223V57H222L221 59L218 58V57L222 56V54H219V52H221V50H220L219 52L216 53V54H218L219 56H217V55L215 54L217 57H213V56H215V55L213 54V52H212V53L210 52L211 55H210V54H206V55H208V57L210 56L209 59L212 57V59H213V58H214V59L216 58V60H215V62H214L215 65L213 66V70H212L211 68L209 69V70H212V73H213V74L211 75V72H210V73L207 72V73H205V74H206V75H205L203 72H205V71H207V70H203V69H206L207 66H206V65H203V64H204L205 62H207V61L209 62L210 60L206 57V59H208V60L204 62V60L202 59L204 63L202 62L201 64L203 65V67H200V66H201L200 63H199V65H198V63H197V62H199L198 60L196 61V63H195V61L193 62V59L195 58V56H194L193 58L190 59V57H192L191 55H193L195 52L193 51L194 53L191 52V54H189L190 52H189L188 49H186L185 51H182ZM189 49H190V48H189ZM200 49H201V48H200ZM200 49L198 48V50H200ZM248 49H249V48H248ZM12 50H13V49H12ZM33 50H34V49H33ZM94 50H95V49H94ZM111 50H112V49H111ZM140 50H142V54H140L139 52H137L136 56H138V55L140 54L139 57L142 58L141 56H142V55H145V53H147V52L143 53V49H140ZM152 50H154V49H152ZM152 50H151V52L149 51V54L147 53L146 55H147V56L149 55V56L151 57V54L154 53V55H155V54H156V51H157L158 49H157V50L155 49V50H154L155 52H153ZM168 50H169L170 53H167V52H165V51L163 52L164 54L167 53V55H166L167 58L163 56V57H164V58H163L164 60H165V58H166L167 60H169L168 57H169V55L171 54V51H172V50H171V49H168ZM170 50H171V51H170ZM175 50H176V49H175ZM187 50H188L189 53H187ZM204 50H205V49H203L202 51L204 52ZM207 50H206V51H207ZM225 50H226V49H225ZM241 50H242V48H241ZM257 50H259V46H258V49H257ZM3 51H4V50L2 49L1 52H3ZM27 51H28V50H26V52H27ZM52 51H54V50H52ZM128 51H129V53H128ZM158 51H159V52H157V54H160V49H159ZM162 51H163V49L161 48V52H162ZM176 51H177V50H176ZM190 51H191V50H190ZM202 51H198V52H200V54H203ZM206 51H205V53L208 52V51H207V52H206ZM210 51H212V50L210 49ZM213 51H214V50H213ZM226 51H227V50H226ZM231 51H232V50H231ZM246 51H247V49H246ZM250 51H251V50H250ZM1 52H0V60H3L5 57L3 58V56H2L3 54H2ZM6 52H7V51L5 50V53H6ZM29 52H30V51H29ZM86 52H87V50H86ZM86 52H85L84 54H86ZM93 52L96 53V51H93V50H92L90 53L93 54ZM121 52L123 53V50L120 51L119 53L117 52V54H119V55H118V56H120L119 58H121V57L124 58V55L122 56V55H121ZM124 52H125V51H124ZM173 52H174V50H173ZM240 52H241V51H240ZM248 52H249V51H248ZM248 52H247V53H248ZM34 53H35V51H34ZM51 53H52V52H51ZM87 53H88V52H87ZM95 53H94V56H93V57L96 58L97 56L95 55ZM105 53H107V50H106ZM126 53L128 54V57H127V58H128L129 60H131V59H130V56H131V58H132L133 56L135 57V54H133V55L130 54V50H129V49L126 50ZM196 53H197V51H196ZM208 53H209V52H208ZM230 53H231V52H230ZM247 53H245V51H244V54H245V55H241L242 53H241V54L239 53L237 57H238V58H241V57H239V55L242 56V57H243V56H244V57L246 56L245 58L243 57V58H244L243 60H242V58H241V61L244 62V60H245V62H246V63L244 62L245 64H244V63L242 64V65H243L242 67L245 68V70L248 69V70H246V73H248V72L250 71V72H251L250 74H252V76H253V72H254L256 75H258V74H259V71H258V70L255 71L256 68L253 67L254 65H250V64H249L251 67L248 65V63H249L248 60H250V59L248 58V56H249V57H253L254 59H257V58L254 57L253 55H252V56H251V55H246ZM263 53H264V50H263ZM31 54H33V53H31ZM31 54H30V56H31ZM101 54H102V55H101ZM108 54H111V53L108 52ZM114 54H115V53H114ZM168 54H169V55H168ZM186 54H188V55H186ZM197 54H198V53H197ZM226 54H227V53H226ZM226 54H225V55H226ZM248 54H249V53H248ZM250 54H251V53H250ZM254 54H255V53H254ZM258 54H259V53H258ZM4 55H5V54H4ZM25 55H27V54H25ZM44 55H46V56H44ZM69 55H70V54H69ZM86 55L89 56V53L86 54ZM86 55H85V56H86ZM129 55H130V56H129ZM146 55H145V56H146ZM171 55H172V54H171ZM206 55H204V56H206ZM33 56H32V58H33ZM47 56H48V57H47ZM71 56H73V55H71ZM87 56H86V59H85V60H87V61H88V60L90 61V59L92 60L93 57H92V58L89 57V59H87ZM91 56H92V55H91ZM106 56H108V55H106ZM114 56H115V55H113V57H114ZM126 56H127V55H126ZM126 56H125V57H126ZM145 56H143V57L146 58ZM161 56H162V55H161ZM197 56H199V55H197ZM204 56H202V57H204ZM39 57H41V55H39ZM134 57H133V58H134ZM150 57H147L145 60L147 61V59H148V60L151 61ZM156 57H158V56L155 55L154 59H155ZM183 57H184V58H183ZM262 57H264V55H263ZM27 58H29V57H27ZM32 58H29L28 60L31 59L32 61H34ZM36 58H37V57H36ZM73 58H74V57H72V60H73ZM98 58H100V57H97L96 59H98ZM101 58L103 59L104 56H102ZM106 58H108V57H106ZM106 58H104V60H105ZM152 58H153V56H152ZM159 58H161L160 55H159ZM159 58L157 59V62H156V61H153V62H156L155 64L160 65L161 63L159 64V61H160ZM172 58H174V57L171 56L170 60H172ZM186 58H188V60H186ZM217 58H218V59H217ZM247 58H248V59H247ZM253 58L250 60V61H251L250 63H251V64L258 63V62H254V63H253V62H252V60H254ZM25 59H26V57H25ZM74 59H75V58H74ZM142 59H143V58H142ZM154 59H153V60H154ZM161 59H162V58H161ZM163 59H162V61H163ZM198 59H199V58H198ZM28 60H25V63H26V61H27V63H29ZM31 60H30V61H31ZM35 60H36V59H35ZM46 60L44 59V61H46ZM104 60H102V61H104ZM121 60H122V61L119 60V62H123V59H121ZM143 60H144V59H143ZM155 60H156V59H155ZM158 60H159V61H158ZM167 60H166V62H167ZM170 60H169V61H170ZM176 60H175V62H176ZM40 61H42V60H40ZM50 61H51V60H50ZM50 61H49V63H50ZM74 61H76V63H79V62H80V61H78L77 59L74 60ZM93 61H94V60H92V61H90V62L88 63L89 66H91V65L93 66V64H92ZM113 61H114V62H113ZM150 61H148V62H150ZM172 61H173V60H172ZM236 61H235V62H236ZM255 61H257V60H255ZM258 61L260 62V60H258ZM34 62H35V61H34ZM34 62H33V63H34ZM36 62L38 63V60H36ZM46 62H47V61H46ZM46 62H44V63H46ZM104 62H105V61H104ZM110 62H111V64H112V62H113V68L111 67V64H110L109 62H106V64L103 63L104 66L102 65V66H101L102 68H95V66H96V65H95L96 63H95V64H94L95 66H93V68H94L93 70H92V66H91V67L88 66V68H90V69H88L87 67H83V68H81L80 66L77 67V65H82V64H83L82 62H80L79 64H77L76 67H77L78 69H79V67H80L82 73H81V71H80L81 74H80V76H79L78 73H77V70L75 69V70H76L75 72H76L77 74H76L74 71H73V74L75 73L74 76H75V75H78V78H79V79H77V81H78V83L80 84V86H79V88H75L74 85L78 86V85H79L78 83H77L78 85H77V84L71 85V86L74 87V89H71V90H72L71 92H70V90H69V92L72 93L73 90H74L73 94H72V95H69L68 98H67L66 95L64 96L65 98H63V96H62V97H61V98H62L61 100H60V99L56 100V98L53 97V95H54V93H55V92L53 93V89H57V88H54V87H56V85H57L58 88H59V85H60L59 82H63L62 80L59 81V82L57 81V80L61 79V78H59V77H60L61 75H63V74H62V73H63V72H62L63 70H60V72H62V73H61L60 75H58L59 77H58L57 80L54 79V78H53L54 80H53V79H50V77L47 78L48 80L50 79V80H49V83H48V81H47V83H48V85H49L48 88L50 89V87H51V88H52V89H51V90H52L51 92L53 93L51 99L53 98V99H55V100L52 101L53 99H52V100L50 99V95H49V97H48V96H46V97H48L51 101H50L48 98L44 97V99H45V98L47 99V102H49V105H50V106H47L46 104H48V103H46V102H45L44 105H43L42 103H39V104H40V107H38V106L35 105V106L37 107V109H35V110L33 111V113H37V112H40V111L42 110V111H41L42 114H43V112H45L44 114H46V113L48 114V112H49V114H50V113H51V114H52V113L54 114L55 111H56L55 109H58L59 111L56 112V113H57V117H59L58 115L60 114V115H61L60 118H61L62 115L64 114V112L69 110L68 107H69V104H70V103H72V104H70V106H71V105L73 106V104H76V105L80 104L81 102H79V100L82 101L83 103H85L83 100H86V102H87L86 105H87V104L89 103V101L87 100L88 97L86 98V97L83 95L84 98H82V95H81V94H84V92H82V93H81V92L78 93V92H79L80 90H82V91L85 90V92H86V89H88V92H87V93H89L90 91L95 90V89L97 90V86H99V84L101 83V81H102V84H104V82H105L107 88H106V86H104V87H105L106 90H108V91H110V89H108V86H109V88L111 87V89H112V87H117V88H119V89H125V90H126L127 88H129L130 86H132V87H134V86H138V89H139V87H142V88H143V87H145V86H149V81H148V80H150V82H151V80H152V79H149V78H150V72H148V73H149V75H148L149 77L146 75V77L148 78V79L146 80V78H143V77H142V74H143V76L145 77V75H144V73H143V71H142V72H141L142 74L140 73V74H141V77H140V79H139V81H138L137 78H136L137 80L134 78L135 75L130 73V72H133V71H132L133 69H132V70L130 69L129 72H128V69L126 70V66H125V65H127V64H125V63H124V64L119 63V64H121L122 66H124V68H122L123 70H122V69L120 70V68H117V66H120V67H122V66H121V65H117V64H118V63H117L118 61L116 62V59H113V60L110 61ZM115 62H116V63H115ZM151 62H152V61H151ZM160 62H161V61H160ZM175 62H174V63H175ZM177 62H178V60H177ZM27 63H26V65H27ZM49 63H48V64H49ZM52 63H53V62H52ZM76 63H75V64H76ZM90 63H91V64H90ZM107 63L110 64V65H108ZM194 63H195V64H194ZM40 64H41V63H40ZM40 64H39V65H40ZM48 64H46V67L48 66ZM53 64H54V63H53ZM114 64L117 65L116 68L114 67V66H115ZM148 64H149V63H148ZM155 64H152V65L155 66ZM163 64H167V63H165V61H163V63L161 64V66H162ZM177 64H178V63H177ZM192 64H193V66H194L193 69H195V70L197 69L196 65H198V69H197V71H198L199 69H200V71H201V68H202L203 71H201V74H199L200 71L196 72V73H198V74H195V70L193 71V69H192V67H191ZM206 64L208 65V63H206ZM42 65H44V64L42 63ZM42 65H41V66H42ZM68 65H69V64H68ZM152 65H151V66H152ZM175 65H176V64H175ZM182 65H183V64H182ZM230 65H231V66H230ZM247 65L249 66V68H251L252 70L254 69V70L251 71L249 68H247ZM98 66H99V65H98ZM153 66H152V68H157V67H158L157 69H162V68H160V66H157V67H156V66L153 67ZM164 66H167V65H164ZM164 66H163V68H164ZM208 66H209V65H208ZM229 66H230V67H229ZM245 66H246V67H245ZM25 67H26V66H25ZM32 67H33V66H32ZM149 67H150V66H149ZM167 67L169 68V65H168ZM170 67H171V66H170ZM179 67L181 68V66H177V67H175V69H176V68H179ZM185 67H186V66H185ZM185 67H184V68H185ZM205 67H206V68H205ZM219 67L224 68V69L226 68L227 70H228V69H229V70L231 69V70H230V71L222 70L221 72L219 71V72H220L219 75H218L219 78L217 79V78L214 77V75L218 74V72H216V74H214V73H215V71H218V68H219ZM28 68H29V67H28ZM30 68H31V67H30ZM30 68H29V69H30ZM39 68H40V67H39ZM86 68H87V69H86ZM127 68H128V67H127ZM150 68H151V67H150ZM150 68H149V69H150ZM172 68H173V67H172ZM26 69H27V67H26ZM31 69H32V68H31ZM43 69H44V68H43ZM45 69H47V68H45ZM60 69H64V68L61 67ZM110 69H111V70H110ZM149 69H148V70H149ZM157 69H156V71L159 72ZM169 69H170V68H169ZM175 69H172L173 72H174ZM185 69H186V68H185ZM185 69H184V71H185ZM233 69H234V70H233ZM27 70H28V69H27ZM32 70H33V69H32ZM146 70H147V69H146ZM150 70H151V69H150ZM150 70H149V71H150ZM152 70H153V69H152ZM165 70L167 71V69H165ZM170 70H171V69H170ZM178 70H179V69H178ZM180 70L182 71V69H180ZM209 70H208V71H209ZM40 71H41V70H40ZM51 71H52V70H51ZM64 71H65V69H64ZM154 71H155V70H154ZM156 71L154 72V74L156 73ZM162 71H163V70L160 71V73H159L160 75H162V74H161ZM175 71L178 73L177 70H175ZM213 71H214V72H213ZM232 71H234V72L232 73ZM236 71H237V70H236ZM238 71H240V69H239ZM247 71H248V72H247ZM34 72H35V71H34ZM41 72H42V71H41ZM144 72H147V71H144ZM176 72H174V73H176ZM229 72H230V73H229ZM30 73H31V72L28 73L29 76H30V79L27 78L28 83H29V80H31V75H30ZM135 73H136V70H135ZM151 73H152V72H151ZM234 73H235V74H234ZM240 73H241V74H240ZM240 73H239L240 75L238 74V76H239V77H238V80H236L237 77L235 78V80H236L235 82H238L239 80L241 81V79L243 78L242 75L245 76V75H244L245 73L242 74V73H243V70H242ZM28 74H26V75L28 76ZM137 74H138V73H137ZM140 74H138V75H140ZM146 74H147V73H146ZM154 74H153V75H154ZM157 74H158V73H157ZM157 74H156V75H157ZM163 74H164V73H163ZM180 74H181V73H180ZM182 74H183V72H182ZM182 74H181V75H182ZM186 74H185V75H186ZM208 74H210V75H208ZM250 74H248V75H250ZM32 75H35V74H32ZM54 75H55V74H54ZM133 75H134V77H133ZM138 75H137V76H138ZM196 75H197V76H196ZM248 75H247L245 78H248ZM27 76H26V77H27ZM38 76H39V74H38ZM38 76H37V77H38ZM137 76H136V77H137ZM162 76H163V78H160V77H162ZM162 76H159V77H158V78H160V80L162 79V80H161L162 83H161L160 80H156V79H155V80L158 81V82L160 81V86H161V87H160V86H159V87H160L162 90H163V89L166 90L165 88H168V90H170V91L172 92L171 95H170V93H169V95H168L169 97L172 96V95H173V96H174V95H177V93L180 92V91L182 90V89H181L180 91L177 92L176 87L182 85L183 81H181V83H180V81H179L180 79H179V80H176V81H171V80H173V78H172V79H170V82H169V79H168V82H169V83H167V80H166V79L169 78V77L165 76L166 79H164V75H162ZM172 76H173V75H172ZM178 76H179V73H178ZM216 76H217V75H216ZM23 77H25V76H22L21 78H23ZM35 77H36V76H35ZM35 77H33V79H34ZM40 77H41V76H40ZM52 77H53V75L51 76V78H52ZM56 77H57V76H56ZM75 77H77V76H75ZM75 77H74V78H75ZM80 77H81V78L83 77V78L81 79ZM181 77H182V76H181ZM183 77H184V76H183ZM183 77H182V78H183ZM221 77H222V78H221ZM240 77H242V78H240ZM250 77H251V75H250ZM250 77H249V78H250ZM44 78H45V77H44ZM138 78H139V77H138ZM174 78H175V77H174ZM187 78H188V77H187ZM6 79H7V78H6ZM33 79H32V81H33ZM38 79H39V78H38ZM38 79L35 78L36 81H37ZM163 79H164L165 81H163ZM175 79H176V78H175ZM175 79H174V80H175ZM190 79H188V80H190ZM0 80H2V78H1ZM55 80H56L58 83H55V82H56ZM80 80H81V81H80ZM182 80H183V79H182ZM184 80H185V79H184ZM186 80H187V79H186ZM227 80H228V79H227ZM229 80H228V81H229ZM245 80H246V79H245ZM245 80H242V82H243V81L245 82ZM3 81H4V80H3ZM7 81H8V84H9V83H10V84L12 83V85H10L12 88H13L14 85H16L14 82H11V80L9 81L8 79L5 80L4 82H7ZM14 81H16V80H14ZM19 81H20V80H19ZM23 81H24V79H23ZM45 81H46V80H45ZM73 81H76V79H74ZM77 81H76V82H77ZM248 81H249V80H248ZM248 81H246V82H248ZM4 82H3V83H0V84H1V85H0V89L6 87V85H5L6 83L4 84ZM24 82H27L26 79H25ZM24 82L21 83V81H20L19 84H23ZM99 82H100V83H99ZM153 82H154V80L152 81V83H153ZM176 82H177V83H176ZM178 82H179V83H178ZM205 82H206V83H205ZM34 83H35V81H34ZM98 83H99V84H98ZM184 83H186V82H184ZM187 83H188V81H187ZM195 83H196V82H195ZM222 83H223V84H222ZM19 84H17V85H19ZM32 84H33V83H32ZM58 84H59V85H58ZM72 84H73V83H72ZM102 84H101L102 87H100V88H103V85H102ZM105 84H104V85H105ZM154 84H159V83H154ZM199 84H198V85H199ZM202 84H200V87L203 88V85H204V84H203V85H202ZM2 85H4V87H3ZM28 85H29V84H28ZM34 85H35V84H34ZM36 85H37V84H36ZM39 85H40V88H41L42 83H39ZM39 85H38V86H39ZM61 85L65 88L64 84H61ZM66 85H67V83H66ZM150 85H151V83H150ZM184 85L187 87V88H185V89H188V90H189V89L191 88V86L188 87L189 85H186V84H184ZM229 85H230V84H229ZM244 85L246 86L245 83H244ZM254 85H255V84H254ZM22 86H23V87H24V86L27 87V83H24V85H22ZM68 86H69V85H68ZM152 86H153V85H152ZM154 86H155V85H154ZM156 86H157V85H156ZM208 86H209V85H208ZM245 86H244V87H245ZM8 87H9V86H8ZM11 87H9V88L11 89ZM17 87H18V86H17ZM17 87H16V88H17ZM20 87H21V85H19V88H18V89H20ZM23 87H21V88H23ZM26 87H24L23 89H25ZM80 87H81L82 89H80ZM132 87H131V88H132ZM149 87H151V86H149ZM149 87H146V88H148V89H146V90H147V94L149 93V91H148V90L150 89ZM157 87H158V86H157ZM197 87H198V86H197ZM210 87H211V86H210ZM210 87H209L208 89L211 90ZM223 87H225V86H223ZM248 87H250V86H247L246 88H248ZM6 88H7V87H6ZM29 88H30V87H29ZM29 88L27 87V88H26V91L28 90V92H29V90L32 89V88H30V89H29ZM42 88H43V87H42ZM46 88H47V87H46ZM67 88H69V87H66L65 89H63V92H66V91H67V90H66ZM93 88H95V89H93ZM98 88H99V87H98ZM117 88H116V89H117ZM136 88H137V87H136ZM160 88H159V89H160ZM192 88H193V87H192ZM202 88H201V91H202ZM205 88H206V87H205ZM239 88H240V87H239ZM13 89H15V87H14ZM13 89H12V90H13ZM44 89H45V87H44ZM59 89L62 90V87L59 88ZM69 89H70V88H69ZM78 89H80V90H78ZM89 89H92V90L89 91ZM114 89H115V88H114ZM114 89H113V91H114ZM138 89H137V90H133V91H134L133 93H135V91H138ZM143 89H144V88H143ZM143 89H142L141 91H143ZM159 89H158V90H159ZM178 89H180V87H178ZM183 89H184V87H183ZM194 89H195V88H194ZM243 89H245V88L241 87V90H242V91H243ZM4 90H5V89H4ZM6 90H8V89H6ZM6 90H5V91H6ZM12 90H11V91H12ZM65 90H66V91H65ZM75 90H76V92H75ZM146 90L144 91L145 93H146ZM210 90L208 91L207 89H205V91H206L207 93L213 94L214 92L211 93L212 90H211V91H210ZM234 90H235V89H234ZM237 90H239V89H237ZM1 91H2V89H1ZM5 91H3V92H5ZM45 91H46V93H51L50 90L48 91V90L45 89ZM57 91H58V90H57ZM111 91H112V90H111ZM111 91H110V92H111ZM129 91H130V90H128V92H129ZM151 91H152V90H151ZM155 91H156V90H155ZM170 91H169V92H170ZM182 91H185V90H182ZM189 91H190V94H191V100H195V98H194L195 95L193 94V95H194V96H193L192 93L195 92V91H197V90L195 89V91H194V90L192 91V90L190 89ZM201 91L199 90V92H201ZM228 91H229V89H228ZM231 91H233V90H230V93H232ZM6 92H8V91H6ZM14 92L16 93L17 91L14 90ZM69 92H68V93H69ZM123 92H124V91H123ZM139 92H140V90H139ZM163 92H164V91H163ZM167 92H168V91H167ZM186 92H187V95H188L189 92H188L187 90H186ZM199 92H198V93H199ZM239 92H240V94H241V91H239ZM244 92H245V90L243 91V93H244ZM9 93H10V92H9ZM19 93H20V92H19ZM57 93H58V92H57ZM74 93H75V94H74ZM114 93H116V92H114ZM133 93H132V91H131V94H133ZM142 93H143V92H142ZM158 93H159V97L162 98V91H160V92L158 91ZM181 93H182V92H181ZM184 93H185V92H184ZM234 93H235V92H234ZM237 93H238V92H237ZM243 93H242V94H243ZM253 93H254V92H253ZM12 94H13V92H12ZM17 94H18V92H17ZM22 94H23V93H22ZM29 94H30L29 97L31 98V93H29ZM65 94H67V93H65ZM120 94H122V90H121ZM140 94H141V93H140ZM149 94H151V95H149ZM149 94H148V101L150 100L149 98H156V99H157V97H158L157 95L152 94V92L149 93ZM156 94H157V93H156ZM190 94H189V95H190ZM195 94H197V93L195 92ZM215 94H216V93H215ZM235 94H236V93H235ZM235 94H234V95H235ZM242 94H241V95H242ZM10 95H11V94H10ZM23 95H24V94H23ZM27 95H28V94H26L25 97H26ZM85 95H86V96H90V93H89L88 95L85 93ZM126 95H127V94H126ZM145 95H146V94H145ZM152 95H153V97H151ZM231 95H233V93L230 94V96H231ZM244 95H245V94H244ZM250 95H251V94H250ZM17 96H18V95H17ZM60 96H61V95H60ZM60 96H59V97H60ZM136 96H137V95H136ZM154 96H157V97H154ZM184 96H185V95H184ZM237 96H240V95L237 94ZM245 96H246V95H245ZM245 96H243V97H245ZM145 97H146V96H145ZM159 97H158V98H159ZM177 97H178V95H177ZM180 97H181V96L179 95V101H183V99L180 100V99H181ZM240 97H241V96H240ZM247 97H250V96H247ZM247 97H246V98H247ZM22 98H24V97L22 96ZM27 98H28V96H27ZM30 98H29V101H30V104H31V102H32L33 100H30ZM66 98H67V99H66ZM122 98H123V97H122ZM137 98H138V97H137ZM161 98H159V99H161ZM164 98H165V97H164ZM164 98H163V99H164ZM167 98H168V97H167ZM173 98L176 99L175 96H174ZM193 98H194V99H193ZM214 98H215V96H214ZM230 98H231V97H230ZM232 98H233V96H232ZM12 99H13L14 101H16V99H18V101H19V99H20V95H19V98L17 97L16 99H14V98H12ZM24 99H25V98H24ZM24 99H23V101H25ZM31 99H32V98H31ZM119 99H120V98H118L117 101H120ZM143 99H144V98H143ZM174 99H173V100H174ZM212 99H213V98H212ZM217 99H218V98H216V103L218 102ZM20 100L22 101V99H20ZM27 100H28V99H27ZM27 100H26V101H27ZM89 100H90V99H89ZM91 100H92V99H91ZM186 100L189 101L190 98H189V99L186 98ZM220 100H221V99H220ZM222 100H224V101L222 102V106H223V108H224L223 110L226 112L229 103L226 102L227 100L224 99L223 97H222ZM11 101H12V100H11ZM21 101H20V102H21ZM43 101H44V100H43ZM43 101H42V102H43ZM141 101H142V100H141ZM184 101H185V100H184ZM184 101H183V102H184ZM233 101H234V99H233ZM50 102H51V103H50ZM145 102H146V101H145ZM145 102H143V103H145ZM177 102H178V101L175 102V104L178 105L177 107H178V108H179V107L183 108V109H180V110L184 111V107H185V106H184V105L182 106V104L186 103V101H185L184 103L181 102L182 104L179 102L180 105H179ZM12 103H13V102H12ZM24 103H25V102H24ZM34 103H35V102H34ZM34 103H33V105H34ZM119 103H120V102H119ZM146 103H147V102H146ZM173 103H174V102H173ZM22 104H23V102L21 103V105H22ZM91 104H92V103H89V105H87L86 108L83 106L84 104H82V103L80 104L81 106H83V107L85 108V109H84V113H82V115L80 114L82 117H81L80 115L77 116V117L80 118V119H77V118H76V114H74L73 116H72V115L70 116V117H72V119H71L70 117H68V118H70L71 120H73V118H74V120L77 119V121H78V120L83 121L81 118H85V115H84V114H85V111H86V114H88V115L90 114V116L92 117V120H93L92 123L95 122L94 124H96V127H95V126H93V127H94L96 130L92 129L93 127H92V128H89L90 123H91L92 120H91L90 117H87V116H86V120H87V118H90V119H88V121H87L86 124H89V125L87 126V125L85 124V127L87 126V127L85 128V130H84L83 127H81V128H83L84 131H83V130H80V133L77 132L79 135H78V134H75V133H74L75 135L72 134V133H71V134H65L66 132L63 133V131H62L61 129L59 130V128H58V132H57V130L55 129V130H56V133L53 132V134H51L52 131H54V130L51 131V130L49 129V130L51 131V132L49 131V132H50L49 134H51L52 136H51V138H48V139H47V138H46L47 135L50 137V135L47 134L45 138H46L47 141H50L51 144H48V145L46 144V145H45V149H44V151L38 152V149H39L38 147L40 146L41 142H44V141H41L40 144L38 145V142H37V144H36V140H37V139H36V140L34 139V140H33L34 142L32 143L33 145L30 144V146H29L31 149H32L31 146H33V149H34V150L32 149V151H34L35 153H33V152L30 153V152H31V149H26V147H24V146L19 147V148H22V149H25V150L18 149V151H19V150L24 151V152H26V155H24L23 158H22V154H21V156L17 155L14 159L12 158L13 163H12V161L10 160L12 164L15 163L17 166H16V165H15V166H14V165H13V166L10 165L11 163H9V160H8V163H9V166L7 165V167H9L8 175H7V176H4L3 174H1V175L4 176L5 180H7V183H6V181L4 180V182H5L6 184H8L7 186H10L11 183L14 184L15 181H17V183L14 184L13 186H18V185H19V186H18L19 189H24L25 186H23V187H24V188H23V187H21L20 184H19L20 181H23V182H25V185H27V187H26L27 189H26V190L29 191V189H30L31 187H33L34 182H32V183H31V181L28 182V180H27V178H26L27 174H25V171H27L26 173H28V172L30 173V171L33 170V169H36V168H37V171H38V168H41L42 171H40V172H43L44 167H45V170H46L47 168L50 169V167L53 166V169L50 170V172L53 171V172L55 173V174H54L53 172H51L52 175H55L54 178H52V180H51V179H43V178H42V175H41L42 173L40 174L41 177H39L38 175H36V173H34V176H33V177H34V178H37V179H35L36 181H35V187H34V189H30V190H32L31 192H33V194L30 195V196H28V195H29V192H30V191H29V192H27L28 194L26 195V196H28V197H25V196H24L25 193L22 192V193H23V194H22L21 191L19 192L20 194H22V197H24V198H22L21 195H20V197L22 198V200H24L25 198H27L25 201H27L28 199L31 200V201H30L31 203H30L29 205H27V203H26L25 201H23L24 203H26V204H24V206L27 205L28 210L26 209L27 207H24V206H23V202H22V201H21V204H20L19 201H18V203L20 204V205L18 204L19 206H17V203H16L17 201H15L16 206H17L18 209L15 207V205L12 206V207H15V211H16V213H17L18 211L20 212V214H18V215L23 214V216L26 218V219H23V220H24L25 222L27 221L26 224H28V225L25 224V225H26V228H29L31 232H33V230H34V229L31 230V228H30L31 224H33V223H34V225L36 224L35 222H33V221H35V220L31 221L32 219H35V215H36V213H35V215H34V213H33V215L31 214L33 217H31V216L28 215V214H30V212H31L30 210H32V209H34V210H37V209H38V211L41 210L40 213H42L43 215H45V214H47V212L51 211V213L53 214L52 217H54V218H53V221L55 220V218H56V220H57V217H59V216H60V219H59V220H61V216H62V220H63V221L65 220L64 223H65L66 225L68 224V225H71V226H72L75 222L80 221L79 218H77L78 221H71V222H70V220H68V219H69V218L71 219V217L74 216L73 213H71V212H72L73 209H74V210H76V209L79 210V211H77V214H76L75 216L78 217V216H77V215H78V212H80L81 214H80L79 217H80L81 219H83L82 221H83L85 224L83 223V225H82V224H80V222H79L78 224H80V227H76V228H79V229L77 230V232L75 231L76 229L74 230L75 232H72V229H73L74 227H72V229H70V230H71V233H73V234H74V233H77L76 236L73 235L74 237H72L71 234H70L71 236H68L69 233L66 232V231L68 230V231L70 232L69 228H70L71 226L68 227V225H67V228H68V229H67L66 226L63 224V221H62V220H61V221H62L61 224H62V227L64 226V227L66 228V231H65V232L68 233V234H66L68 237H65V238L68 239L69 237H72V238H69V239H74L73 241H70V240L68 239L67 242L70 241V243H72V242L76 241L75 244H76V243H77V244L80 243V244H79V246H80L79 249L82 248V249L86 250L85 252H87V249H88V253H87V254H89V255L91 254V256H92V255H94V254H93L94 252H95V253H98V252L96 251V250H97L96 248H95V249H96L95 251H92V249H91V251H89L90 246H92V245H90V244L94 243V244L96 245V247H97V243H96L94 240L89 241L90 239L87 238V237H89V235H88L89 233H86V232L89 231V230H88V226L90 227V225H92V224H90V222L88 223L87 220L90 219V218L92 219V217H93V219H94V217H95V215H94L95 213H93V212H94V209H95L94 206H96V208H97V206L99 205V206H102V209H103V214H102L103 216L100 217V218H99V217H96V218H98V221H99L101 218H102V220H105L106 217H107L106 219H108V218H111V217L114 216V215H116V217H117V219H118V216L120 215L121 211L123 212L122 209H124V208H122V207L124 206V203H125L127 200H129V199L131 200V198H130L131 196L129 197V194H128V192L131 191V190L125 192L124 190L127 189V188H125L124 190H120L121 193H120V191H119V193H118V191H117V192H113V193L110 192V193L103 194V195H102V194H101V195L98 194L95 198H94V196H92L93 198H89V199L87 198L88 200H87V199L83 200L84 198H83L82 200H81V199H78V198H77V200H75V199H74V198H75L74 196H76V195L73 196L74 198H73V197H72V198L69 197V194L71 193L70 188L72 189L71 184L73 185V184L75 183V182L73 183L74 180H78V179H79L78 181H80V180H82L81 177H82V176H85L84 178H86V179H83V180H86V181H87L88 178L91 177L92 175H93L92 177H95L97 174H98V175H99V174L102 175V173H104L105 169H106V170H108V169H111V170H112V169H113V170H118V169H117L118 167H119V169H120L122 163H124V166H125V167H123V165H122L123 169L126 168L128 165H130L129 167H130V169H131V168H132V167H131V163H132V165H133V167H134V169H135L134 163H135L136 161H137L136 163H138V164L140 163V164L143 165V166L145 167V169H146V170L143 169L145 172L141 169V173H143V172L146 173L147 171L154 172L153 170H156L154 173H156V174L158 175L157 178H161V179H162L161 181H163V180L165 181V179H166V181H170V180H172V179L174 180V178H176L175 173L177 172V171L175 172V169H176L175 167L178 166V165H180V166H178L179 169L184 168V165H187V167H188V164H191V166L189 165V167H192V168H193V167H194V168H197V167H199V166H202L201 168H203V166H205L206 163H208L207 160H208V161L212 160V159H210L209 156H208V158L206 157V156H207L206 154H209V153H205V152L203 151L204 148H205V151H208V152H209V149H207V148H210V149H212V150L215 149L214 151H212V153H213V152L216 153V148H215V147H218V144L220 143V140H221V142H222V139H221L220 137H219L220 139H219V138H216V137L214 138V137H213L214 135H213L212 138H209V142H211V143L206 142L207 144H212V145H211L210 147H207V146H209V145H207V146H203L202 144L205 143L206 140H208V138H205L206 135H209V134L211 135V133H209V130H210V126H211V125H210V126L208 125L209 129H207V128H206V129H207V132H208L209 134L206 133V135L203 136L204 138H200V140H201V139H203V140L206 139V140L203 141L202 143L200 142V146H203V147H200L199 145H198V146H199V147H198V146L196 145V142H195V145L197 146V148H195L194 145H193V143H192V142H193V138H192V140H190V143H192L193 146L188 142L189 144L186 145V149H185L186 151H183V152H186L187 156L184 157V156H182L183 154H181V156L184 157V158L182 159L181 162H179L180 164H177V163L175 162L176 164L174 165V163H173L172 161L169 162V160H168V158H167L168 156L165 157V159L163 158V156H164V154H166V151H169V150H168L169 147L172 146V147H175V148H176L177 146H178V147H182V146H183V145H181V146L179 145V144H182V143H183L182 140H181L182 143H180V139L183 138V135H182V138H179L181 135L178 136V137H177V135H176L175 137H177V138H176V139L174 138V140H173V141H170V142H169L168 140H171V139H167L168 142H166V141H165V138L157 139L158 136H157V138L155 137L154 140H155V139H157V140H155L156 143L154 142L153 146L156 144V145H155V146H156L155 148H157V151H156V149H154V150L156 151V153H155V154H152V153H154L155 151H154V152H150L151 155H149V154H148V153H149L148 151H147L148 153H145V150H144L145 147L143 148L142 143L139 142V143H140V144H139V143L136 141V138H135V137H134L135 139H134V138H132V139H131V138H128V139L121 140L122 138H120V139H119L120 141H118V138H117V140H116V138H115L116 135H113V131L116 130L115 127H118V124H119L120 127H121L122 125L124 126V125H125L124 123L127 124V122H126L124 119H121L124 115H122V114H120V113H119V114H115V115H113V113H112L113 116H111V117H106L107 115L105 116V114H103V113H104V111H105L106 114H107V111H108V110H107V111L104 110V111L102 112V111L100 110V108L102 107V105L100 106V108L96 105V107H98V108H95L94 105L90 106ZM186 104H187V103H186ZM188 104H189V102H188ZM193 104H194V103H193ZM13 105H14V106H13ZM13 105H11V106H13V108H14V107L16 106V103H14ZM18 105H19V102H18ZM18 105H17V107H16V108L18 109L17 111L15 110L16 108L13 109V111H10V112H11V117H9V116H10V112H9L8 110H7V111L9 112V114H7L6 116H3V112H1V117H3L4 119L1 118V119H0V123H3L2 125H3L4 127H3V126H2V128L0 127V128L2 129V130H1L2 132H0V133H1V134H0V139H2L1 137H2V136L4 137L6 133H7L8 136H9V133H10L11 135H13V134H15V133H19V132H21V131L24 129V126H21V125H24L25 122H24L23 124L20 125V127L23 128L22 130H21L20 127H18V128H19V129H18L19 132L15 130V129H17V123H18V122H17L16 124L13 123V122H15V120H17L16 117H18V119H19L20 113H21V115H22L21 117H23V115H24V113H25V112L22 113L23 110H22V111L19 110V108H18L19 106H18ZM28 105H29V104H28ZM45 105H46L47 108H45ZM51 105H52V107H51ZM80 105H78V106H80ZM143 105H144V104H143ZM217 105H218V103H217ZM0 106H1V105H0ZM8 106H9V105H8ZM11 106H9V107H11ZM23 106H24V105H23ZM23 106H21V109L24 108V111L28 109V108L23 107ZM104 106H106V105H104ZM144 106H145V105H144ZM144 106H143V107H144ZM209 106H211V105H209ZM74 107H77V106L74 105L73 108H74ZM106 107H109V106L107 105ZM120 107H121V106H120ZM146 107H147V105H146ZM261 107H262V106H260V109L263 110V107H262V108H261ZM0 108H1V107H0ZM2 108H3V107H2ZM49 108H51V110L54 111V112H51V110H50ZM53 108H54V110H53ZM60 108H61V109H60ZM66 108H67V109H66ZM69 108H70V107H69ZM103 108H104V109H109V108H105V107H103ZM121 108H124V107H121ZM178 108H177V109H178ZM193 108H194V107H193ZM193 108H192V109H193ZM206 108H207V107H206ZM215 108H216V107H215ZM255 108H256V107H255ZM258 108H259V106H258ZM258 108H257V109H258ZM3 109H4V108H3ZM3 109H2V110H3ZM8 109H9V108H8ZM48 109H49L50 111H47ZM65 109H66V110H65ZM70 109H71V108H70ZM82 109H83V108H82ZM96 109L99 110L103 115L100 116V114H98V116H97V114H95L96 111H97ZM101 109H102V108H101ZM207 109H208V108H207ZM209 109H210V108H209ZM218 109H220V107H219ZM9 110H10V109H9ZM44 110H46L47 112L44 111ZM60 110H65V111H60ZM87 110H88V112H87ZM120 110H123V109H120ZM143 110H146V111H147V108H145V109H143ZM204 110H205V109H204ZM212 110H213V109H212ZM212 110H210V111H211V112H215V111H212ZM14 111H16V112H14ZM18 111H20V113H18ZM27 111H28V110H27ZM117 111H118V110H117ZM178 111H179V110H178ZM210 111H209V112H210ZM216 111H217V110H216ZM219 111H220L221 113H220ZM219 111H218L219 113L216 112V113H218V115H220V114L222 115V113H224V112H222V109H220ZM227 111H228V110H227ZM241 111H242V110H241ZM256 111L258 112V110H256ZM256 111H255V112H256ZM4 112H5V110H4ZM8 112H5V114L8 113ZM12 112H13V113H12ZM28 112H29V111H28ZM71 112H72V109H71V111H69V113L65 112V115H67V114L70 115ZM82 112H83V111H82ZM124 112H125V111H124ZM124 112H122V113L124 114ZM186 112H187V111H186ZM228 112H229V111H228ZM228 112H227V113H228ZM234 112H235V111H234ZM234 112H233V113H234ZM237 112H238V111H237ZM237 112H235V113H237ZM259 112H260V111H259ZM261 112H262V111H261ZM14 113H15V114H14ZM16 113H18L19 116H17L18 114L16 115ZM29 113H30V112H29ZM41 113H40V115H42ZM62 113H63V114H62ZM73 113H75V111H73ZM114 113H115V112H114ZM216 113H214V114L217 115ZM229 113H230V112H229ZM233 113H232V114H233ZM238 113L240 114V112H238ZM244 113H245V112H244ZM244 113H243V114H244ZM263 113H264V112H263ZM263 113H262V114H263ZM12 114H13V115H12ZM44 114H43V115H44ZM49 114H48V115H49ZM51 114H50V115H51ZM108 114H109V113H108ZM110 114H111V113H110ZM110 114H109V115H110ZM125 114H126V113H125ZM183 114H185V112H183ZM188 114H189V113H187L185 116H184V115H182V116L185 118ZM210 114H211V113H210ZM225 114H226V113H224V115H225ZM256 114H260V113H256ZM262 114H260V115H262ZM43 115H42V116H43ZM48 115H46L48 118H53L52 116H50V115L48 116ZM65 115H64L63 117H65ZM68 115H67V116H68ZM121 115H122V117H121ZM144 115H145V114H144ZM144 115H143V116H144ZM192 115H194V114H192ZM218 115H217V117H215V119H217V120L219 121V118H220V117H219ZM235 115H236V114H234V116H235ZM237 115H238V114H237ZM237 115H236V116H237ZM246 115H247V113H246L244 116H246ZM260 115H259V116H260ZM15 116H16V117H15ZM29 116H30V115H29ZM42 116L37 117V115H36V118L41 119ZM74 116H75V117H74ZM83 116H84V117H83ZM103 116H104V117H103ZM127 116H128V115H126L125 117H127ZM176 116H177V115H176ZM178 116H179V114H178ZM182 116H181V114H180V117H182ZM222 116H223V115H222ZM236 116H235V117H236ZM239 116H240V115H239ZM239 116H238V117H239ZM253 116H255V114H254ZM259 116H258V118H259ZM8 117H9V120H10V121H11L10 118H12V121H13V119H14L13 122L11 121V122L13 123V125H14V124L16 125V126H15L16 128H13L14 130H10L12 124H10V121H9L8 119H7V120L5 119V118H8ZM14 117H15V118H14ZM21 117H20V118H21ZM26 117H27V118H26ZM47 117H44V118H47ZM54 117L56 118L55 114H54ZM180 117H179L178 119H180ZM183 117H182V119H183ZM194 117H195V115H194ZM194 117H193V118H194ZM213 117H214V116H213ZM218 117H219V118H218ZM238 117H237V118H238ZM256 117H257V116H256ZM25 118L27 119L26 123H27V122L29 123V121L31 122V120H28V119H29L28 115H26ZM25 118H24V119H25ZM42 118H43V117H42ZM44 118H43V119H44ZM66 118H67V117H66ZM75 118H76V119H75ZM2 119H3V120H2ZM21 119H23V118H21ZM56 119H58V118H56ZM182 119H181V120H178L179 122H182V121H183L182 123H179V124H178V128L181 127L180 124H181V125H183V124H187V122H186L187 120L185 119V122H186V123H185L184 120H182ZM238 119H239V118H238ZM244 119H245V118H244ZM251 119H252V118H251V115H250V117H248V119L246 118V122H247L248 124H250V127H251V125H252L251 123H253V121H252ZM84 120H85V119H84ZM208 120H209V119H208ZM211 120H212V121H211ZM211 120H209V122L207 121L208 124H210V123H214V122H215L214 119H211ZM213 120H214V122H213ZM217 120H216V122H217ZM222 120H223V119H222ZM253 120H254V118H253ZM258 120H259V119H258ZM1 121H2V122H1ZM18 121H19V123H20V119H19ZM21 121H22V120H21ZM89 121H90V123H89ZM210 121H211V122H210ZM254 121H256V120H254ZM7 122H8V123H7ZM78 122H79V121H78ZM85 122H86V121H85ZM219 122H220V121H219ZM222 122H223V124H224V121H222ZM240 122H241V121H240ZM256 122H257V121H256ZM19 123H18V126H19ZM217 123H218V122H217ZM244 123H245V122H244ZM247 123H245V124L247 125ZM29 124H30V123H29ZM29 124H25V126L30 127L31 125H29ZM31 124H32V123H31ZM82 124H83V123H82ZM94 124H93V125H94ZM120 124H121V125H120ZM188 124H189V123H188ZM221 124H222V123H221ZM254 124H256V123L254 122ZM254 124H253V125H254ZM9 125H10V127H8ZM230 125H231V124H230ZM246 125H245V126H246ZM139 126L142 128L141 125H139ZM186 126H188V125H185V128H186ZM125 127H126V126H125ZM135 127H136V126H135ZM140 127H139V128H140ZM206 127H207V126H206ZM220 127H221V126H220ZM248 127H249V125H248ZM30 128L32 129V127H30ZM37 128H39V127H37ZM37 128L35 127V128H33L32 131H31V130H28V131L25 130V131H23V132H26V133H27V132H30V133H32V135H33V131H34V130L36 131ZM81 128H80V129H81ZM118 128H119V127H118ZM139 128L136 127V129H138V131H140ZM144 128L146 129L147 127L144 126ZM144 128H143V129H144ZM185 128H182V129L180 128L179 131L182 132L183 129L185 130ZM189 128H190V127H189ZM203 128H204V127H203ZM212 128H213V127H212ZM212 128H211V129H212ZM114 129H115V130H114ZM198 129H199V128H198ZM213 129H214V128H213ZM226 129H229V126H228V128H226ZM246 129H247V126H246ZM252 129H253V130H252ZM252 129H250V130L254 131V130H255V127H254V128L252 127ZM20 130H21V131H20ZM119 130H120V129H119ZM186 130H189V131H190V129H186ZM191 130H192V129H191ZM230 130H231V129H230ZM230 130H228V131H230ZM247 130H248V129H247ZM8 131H10V132L8 133ZM12 131H15V133L12 134V133H11ZM35 131H34V132H35ZM37 131H39V132L41 133L40 129H38ZM61 131H62V132H61ZM93 131H94V133H93ZM141 131H142V130H141ZM205 131H206V130H205ZM205 131H204V132H205ZM23 132H21V133H23ZM81 132H82V133H81ZM181 132H180V133H181ZM183 132H185V131H183ZM190 132H191V131H190ZM190 132H189V134H190ZM244 132H245V130H244ZM2 133H3V134H2ZM21 133H19V134H21ZM54 133H55V134H54ZM67 133H68V132H67ZM186 133H188V132L186 131ZM186 133H185V134H186ZM201 133H202V132H201ZM231 133H232V132H231ZM241 133H243V131H241ZM250 133H251V132H250ZM7 134H6V135H7ZM36 134H37V132H36ZM36 134H35V135H36ZM43 134H44V133H42L41 136H42ZM115 134H116V133H115ZM155 134H156V133H155ZM178 134H179V133H178ZM199 134H200V133H199ZM229 134H230V133H229ZM244 134H245V133H244ZM246 134H247V133H246ZM246 134L243 136V138H245V137L247 136ZM251 134H252V133H251ZM261 134H262V133H261ZM24 135H25V134H24ZM37 135H40V134L38 133ZM85 135H86V136H85ZM158 135H159V134H158ZM202 135H203V134H202ZM237 135H238V134H237ZM242 135H243V134H242ZM249 135H250V134H249ZM249 135H248V136H249ZM8 136H5V137H4V139H6L5 143L7 142V137H8ZM27 136H28V135H27ZM44 136H45V134H44ZM44 136H43V137H44ZM155 136H156V135H155ZM31 137H32V136H30L29 138H31ZM184 137H187V135H184ZM194 137H195V136H194ZM222 137H224V136H222ZM238 137H239V136H238ZM240 137H241V136H240ZM240 137H239V138H240ZM251 137H253V136H250L249 138L251 139ZM255 137H256V136H255ZM32 138H34V137H32ZM166 138H167V137H166ZM187 138H188V137H187ZM262 138H263V137H262ZM43 139H44V138H43ZM49 139H50V140H49ZM189 139H191L190 136H189ZM246 139H247V138H246ZM253 139H254V138H253ZM253 139H252V141H253ZM44 140H45V139H44ZM138 140H139V139H138ZM163 140H164V141H163ZM187 140H188V139H187ZM194 140H195V138H194ZM197 140H199V139H197ZM223 140H224V139H223ZM239 140H240V139H239ZM254 140H255V139H254ZM0 141L3 142V139L0 140ZM191 141H192V142H191ZM240 141L242 142V140H240ZM255 141H256V140H255ZM260 141H261V140H260ZM2 142H0L1 145L3 144ZM8 142H9V141H8ZM141 142H142V141H141ZM185 142H186V139H185ZM5 143H4L3 145H6V148H5V149H7V143H6V144H5ZM9 143H10V142H9ZM30 143H31V142H30ZM152 143H153V142H152ZM165 143H166V144H165ZM175 143H176L177 145H176ZM186 143H187V142H186ZM197 143H198V142H197ZM248 143H249V145H250V142H248ZM256 143H257V141H256ZM143 144H144V143H143ZM157 144H158V145H157ZM174 144H175V145H174ZM183 144H184V143H183ZM221 144H222V143H221ZM245 144H247V143H246L245 140H243V142H242V145H243V146H242V147H244ZM262 144H263V143H262ZM1 145H0V146H1ZM9 145H11V144H9ZM34 145H35V146H34ZM36 145H38V146H36ZM159 145L161 146L160 148L158 147ZM166 145H167V146H166ZM205 145H206V144H205ZM239 145H240V144H239ZM249 145H248V146H249ZM256 145H257V144H256ZM256 145H255V146H256ZM258 145H260V144L258 143ZM43 146H44V145H43ZM184 146H185V145H184ZM255 146H254V147H255ZM10 147H11V146H9V148H10ZM29 147H28V148H29ZM167 147H168V148H167ZM240 147H241V145H240ZM250 147H252V146H250ZM256 147H257V146H256ZM2 148H3V147H2ZM9 148H8V149H9ZM37 148H38V149H37ZM41 148H42V147H40V150H41ZM150 148H151V146H150ZM153 148H154V147H153ZM153 148H152V149H153ZM218 148H219V147H218ZM257 148H258V147H257ZM0 149H1V148H0ZM182 149H183V147L181 148V151H182ZM244 149H245V148H244ZM255 149H256V148H255ZM262 149L264 150V147H263ZM3 150H4V149H3ZM42 150H43V149H42ZM218 150H219V149H218ZM248 150H249V147H248ZM250 150H252V148H250ZM9 151H10V149H9ZM179 151H180V150H179ZM246 151H247V149H246ZM254 151L256 152L257 150H254ZM0 152H1V150H0ZM2 152H3V151H2ZM4 152H6V151L4 150ZM7 152H8V151H7ZM24 152H23V153H24ZM200 152H202V154L204 153L206 156H204V154H203V156H201V157L199 158V160H198V157H197V156L200 154ZM210 152H211V151H210ZM240 152H241V151L239 150V153H240ZM255 152H254V153H255ZM36 153H37V157L34 156V154L36 155ZM198 153H199V154H198ZM217 153H218V151H217ZM217 153H216V154H217ZM246 153H247V152H246ZM251 153H253V152H251ZM259 153H261V150H260ZM4 154H5V153H4ZM12 154H13V153H12ZM12 154H11V155H12ZM29 154H31L32 157H31V155H30V157H29ZM146 154H147V155H146ZM237 154H238V153H237ZM241 154H242V153H241ZM0 155H1V154H0ZM6 155L8 156V153L5 154V156H6ZM27 155H28V156H27ZM167 155H168V153H167ZM210 155H212V154H210ZM217 155H218V154H217ZM217 155H216V158L214 157V159H217V160H218V159H219V156H221V155L219 154L218 157H217ZM7 156H6V160H7V158H9V157H7ZM14 156H15V153H14ZM14 156L12 155L11 157H14ZM33 156H34V157H33ZM154 156H155V157H154ZM165 156H166V155H165ZM253 156H255V155H253ZM258 156L261 157L260 154H259ZM262 156H263V154H262ZM17 157H20L21 160H22V159H23V160L25 159V163H24V161H20V163H19L18 160H20V158H18V160H17ZM212 157H213V156H212ZM212 157H211V158H212ZM247 157H248V155H247ZM251 157H252V156H251ZM259 157H257V159H260ZM1 158H2V155L0 156V161H1V160H4L3 158H2V159H1ZM261 158H262V159H261L260 161L263 160V157H261ZM214 159L212 160V163L215 162ZM221 159H222V158H221ZM227 159H228V158H227ZM227 159H226V160H227ZM14 160H15V161L17 160V161L15 162ZM180 160H181V158H180ZM237 160H238V159H237ZM134 161H135V162H134ZM232 161H233V159H232ZM6 162H7V161H6ZM177 162H178V161H177ZM218 162H219V161H218ZM257 162H258V161H257ZM8 163H7V164H8ZM18 163L21 165V167L18 165ZM21 163H22V164H21ZM209 163H210V162H209ZM215 163L218 164L217 162H215ZM230 163H231V160L229 159V164H228L229 166L231 165ZM261 163H263V161H262ZM4 164H5V162H4ZM4 164H1L0 167H5L6 164H5V166H4ZM23 164H24V165H23ZM140 164H139V165H140ZM63 165H64V166H63ZM135 165H136V164H135ZM181 165H182V166H181ZM208 165H209V164H208ZM260 165H261V164H259V166H260ZM262 165H264V164H262ZM10 166H11L12 168H10ZM25 166H26V167H25ZM143 166H142V168H143ZM209 166H210V165H209ZM221 166H222V165H221ZM221 166H220V167H221ZM232 166H233V165H232ZM253 166H255V165H253ZM14 167H15V169L18 167L17 170L20 171V174L24 171V172H23L24 174H23V176H21V175H18L19 173H17V174H16V178H17V179L15 178V179L13 180V179H12L13 174L15 175V173L17 172V170L15 171ZM19 167H20V168H19ZM24 167H25V168H24ZM42 167H43V168H42ZM46 167H47V168H46ZM63 167H64V168H63ZM129 167H128V168H129ZM136 167H139V169H140V166H137V165H136ZM185 167H186V166H185ZM205 167H206V166H205ZM216 167L218 168L219 165H218V166H217V165L214 166L213 164L211 165V169H212V168L215 169L214 172H217L218 174H219V172L221 171V169L224 168V167H222L221 169L219 168L220 171H218L219 169H217ZM225 167H226V166H225ZM251 167H252V166H251ZM5 168H6V167H5ZM32 168H33V169H32ZM62 168H63V169H62ZM107 168H108V169H107ZM206 168H207V167H206ZM226 168H227V167H226ZM259 168H260V167H259ZM1 169H2V168H1ZM1 169H0V170H1ZM3 169H4V168H3ZM6 169H7V168H6ZM10 169H11V170L13 169L14 172H13V171L11 172ZM25 169H26V170H25ZM28 169H29V171H28ZM60 169H62V171H61ZM134 169L132 168L131 170L134 171ZM147 169H148V170H147ZM179 169H178V171H179ZM247 169H248V168H247ZM257 169H258V168H257ZM7 170H8V169H7ZM7 170H6V171H7ZM21 170H22V171H21ZM66 170H67L68 175H69L68 177H70V178L73 179V180L70 179V180H72V183L69 184V185H68L67 183L65 184V182H68V181H67L68 178H67V177H66V178L64 177V176H66V174H63V171H64V173H65ZM75 170L78 171V172H77L78 174H76V175H78V176H77L78 179H76V175H75L76 172H75ZM111 170H109V171H111ZM113 170H112V171H113ZM121 170H122V168H121ZM131 170L128 169L127 171L129 172V171H131ZM182 170H183V169H182ZM227 170L230 171V170H232V169H231V167H230V168L227 169ZM262 170H263V166H262ZM1 171H4V170H1ZM1 171H0V173H1ZM37 171L34 170V171H31V172H37ZM125 171H126V170H125ZM127 171H126V172H127ZM256 171H258V170H256V168H255V170L253 169V171H251V172L257 174L258 172H256ZM44 172L47 173V170L44 171ZM44 172H43V173H44ZM48 172H49V171H48ZM114 172H115V171H114ZM117 172H118V171H117ZM126 172H125V174L128 173V172H127V173H126ZM134 172H135V171H134ZM139 172H140V171H139ZM150 172H148V174H149ZM174 172H175V173H174ZM214 172H213V173H214ZM222 172H223V171H222ZM247 172H248V171H247ZM259 172H260V171H259ZM2 173H3V172H2ZM4 173H5V172H4ZM38 173H39V172H38ZM107 173H109V172H107ZM107 173L105 172V175H106ZM119 173H121V172H119ZM141 173H140V174H141ZM177 173H178V172H177ZM220 173H221V172H220ZM224 173H225V172H224ZM227 173H228V172H227ZM231 173H232V172H231ZM231 173H230V175H231ZM5 174H7V172H6ZM133 174H134V173H133ZM156 174H153V175H156ZM173 174H174V175H173ZM1 175H0V176H1ZM24 175H25V176H24ZM94 175H95V176H94ZM101 175H100V176H101ZM127 175H129V174H127ZM150 175H151V174H150ZM219 175H220V174H219ZM253 175H254V174H253ZM3 176H2V177H3ZM20 176H21L22 178L24 177L25 180H20V179H21ZM131 176H133V175H131ZM173 176H175V177H173ZM215 176L217 177V174H215ZM215 176H214V177H215ZM222 176H224V175H222ZM222 176H221L222 183H224V182H225V183H228V185L226 184L225 187L229 186V188H230V185H229V183H230V182H229V175H228L227 180H226L224 177H223V179H222ZM226 176H227V175H226ZM226 176H225V177H226ZM2 177H0V178H2ZM27 177H28V176H27ZM216 177H215V178H216ZM231 177H232V176H231ZM255 177H256V176H255ZM29 178H30V174H29ZM34 178H32V179H34ZM64 178H65L66 180H65ZM82 178H83V177H82ZM96 178H97V177H96ZM154 178H156V177H154ZM32 179H31V180H32ZM89 179H90V178H89ZM167 179H168V180H167ZM217 179H218V178H217ZM257 179H258V177L255 178V182L253 183V186H251L253 189L256 188V190H254L255 192H256V191L258 192V190H257V186H259V185H258V182H259V181H258ZM2 180H3V179H2ZM70 180H69L68 183L71 182ZM156 180H157V179H156ZM175 180H176V179H175ZM215 180H216V179H215ZM13 181H14V183H13ZM26 181H27L28 183H30V184H28ZM63 181H64V183H63ZM78 181H76V182L78 183ZM90 181H91V180H90ZM200 181H202V180H200ZM209 181H210V180H209ZM219 181H220V177H219ZM18 182H19V183H18ZM23 182H22V183H23ZM213 182H214V184H212ZM198 183H199V182H198ZM208 183H209V182H208ZM212 183H211V184H212L214 187H215V185L217 184V183L215 184V181H214V180L212 181ZM259 183H261V184L263 185L264 182H263V183H262V182H259ZM2 184H4V183H2ZM2 184H1V186H2ZM23 184H24V183H23ZM31 184H32V186H30V188H28L29 185H31ZM200 184H201V183H200ZM192 185H193V184H192ZM192 185L189 186V187H188L189 189L187 190V191H188V197H187V196H186V197H187V199H189V200L186 201V202H188V205H187L188 211L186 212V214L191 212V211H189V208L193 207V204H192V203H194V202H195L194 200L197 198V197L195 196L197 193L194 195L195 197L192 195L193 191H195V189H193ZM204 185H205V184H204ZM206 185H207V184H206ZM206 185H205V187L207 188V186H209L210 183H209L207 186H206ZM218 185H219V183H218ZM1 186H0V187H1ZM7 186L5 185V187H4V186L1 187V189L4 188L3 190H5L4 192H6V193L8 192V190H7ZM11 186H12V185H11ZM69 186H70V187H69ZM74 186H75V185H74ZM193 186H194V185H193ZM199 186H200V185L198 184V186H197L198 189H200ZM210 186H211V185H210ZM213 186H211L212 189H214ZM221 186H222V185H221ZM221 186L219 185V187H221ZM59 187L65 188L66 190L61 188L62 190H65V193H64L63 191H60L61 189L58 190ZM186 187H187V186H186ZM195 187H196V184H195ZM225 187H224V184H223V188H225ZM251 187H250V188H251ZM259 187H262V186H259ZM206 188L202 189V190H204V191H202V192L205 193ZM252 188H251V189H252ZM263 188H264V186H263ZM263 188H262V189H263ZM14 189H15V188H14ZM128 189H131V188H128ZM128 189H127V190H128ZM198 189H197V190H198ZM210 189H211V188H210ZM73 190H74V189H73ZM184 190H185V189H184ZM192 190H193V191H192ZM215 190H216V191H215ZM259 190H260V189H259ZM13 191H14V190H13ZM185 191H186V190H185ZM210 191H211V190H210ZM218 191H219V190H218V188H217V186H216L215 189L213 190V192H210V194L213 193V194H214V197H216V195H218L217 198H216V199H218V197H220V195L217 194ZM221 191H222V187H221L220 192H221ZM262 191H263V190H262ZM4 192H3V193H4ZM10 192H11V191L9 190V193H10ZM73 192H74V191H73ZM122 192H124V193H122ZM131 192H132V191H131ZM183 192H184V191H183ZM183 192H182V193L180 192V193L183 194ZM206 192H207V191H206ZM129 193H130V192H129ZM204 193H203V194H204ZM221 193H222V192H221ZM4 194H5V193H4ZM15 194H16V193H15ZM15 194H14V195H15ZM178 194H179V193H178ZM185 194H187V193L184 192V195H185ZM199 194H200V193H199ZM199 194H197V195H199ZM16 195L19 196L18 192H17ZM130 195H131V194H130ZM256 195H257V194H256ZM9 196L12 197V195H9ZM9 196H8V197H9ZM70 196H71V195H70ZM134 196L136 197V195H133V196H132V199L135 198ZM180 196H181V195H180ZM190 196H193L195 199L193 200V197L191 198ZM205 196L207 197V196H210V195H208V193H207V195H205ZM211 196H212V194H211ZM211 196H210V198H211ZM8 197H7V198H8ZM48 197H51L52 199H50V201H49V200H48ZM88 197H89V196H88ZM162 197H163V198H162ZM162 197L160 198L161 200H158L157 198H156V199L154 198L155 200H153V203L155 204V206H157V204H159V202H161V204H163L162 207L164 206V207H163V210H166V209H167V210H168V214L172 211V213H173V215H174V212H175V209H174V208L177 209V207H178V208L181 207V206H180V205H181V202H180V201H181L182 199H181L180 201H179V199H178V202H176L177 199H176V201H174L175 199L173 198L172 194H171V195L168 194L167 196L164 195V196H162ZM202 197H203V196H202ZM3 198H4V197H2L1 199H2V201H3L4 204H5V203H6V202H5V201H6V198H5V199H3ZM13 198H14V197H13ZM21 198H19V200H20ZM149 198H150V197H149ZM178 198H179V196H178ZM33 199H34V200H33ZM135 199H138V198H135ZM135 199H133V200H135ZM146 199H147V197H146ZM205 199H206V198H205ZM212 199L215 200V198H212ZM11 200H12V199H11ZM147 200H148V199H147ZM197 200H198V199H197ZM202 200H203V198H202ZM207 200H209V199H207ZM207 200H203V201H207ZM214 200H213V201H214ZM249 200H250V199H249ZM2 201H0V202H2ZM7 201H8L7 203H9V200H7ZM60 201H63V202H64V203L62 202L63 206L61 205V203H59ZM149 201L152 202V200H150V199H149ZM247 201H248V200H247ZM11 202H12V201H11ZM28 202H29V200H28ZM32 202L35 203V204H37V205H34ZM146 202H147V201H146ZM151 202H150V203H151ZM198 203H199V202H198ZM4 204H3V205H4ZM11 204H12V203H11ZM59 204H60V206H59ZM64 204H66V205L64 206ZM185 204H186V203H185ZM195 204H196V203H194V205H195ZM257 204H258V203H257ZM6 205H7V204H6ZM32 205H33V206H32ZM178 205H179L180 207H179ZM191 205H192V206H191ZM198 205H199V204H198ZM198 205L196 204V208H197ZM245 205H246V204H245ZM0 206H1V205H0ZM9 206H10V205H9ZM9 206H8V207H9ZM35 206H36V207H35ZM99 206H98V207H99ZM155 206H154V208H155ZM253 206H255V205H253ZM260 206H261V205H260ZM6 207H7V206H6ZM34 207H35V208H34ZM62 207H63V210H64V211H63V210H60ZM162 207H161V208H162ZM184 207H185V205H184ZM9 208H10V207H9ZM9 208H8V209H9ZM64 208H65V209H64ZM150 208H152V207H150ZM157 208H159V206H157ZM164 208H166V209H164ZM185 208H186V207H185ZM0 209H1V208H0ZM16 209H17L18 211H17ZM69 209H70L71 211H70ZM173 209H174V212H173ZM180 209H181V208H180ZM182 209H183V207H182ZM194 209H195V208L193 207V210H194ZM3 210H4V209H3ZM13 210H14V209H13ZM13 210L11 211V208H10V211H11V212H13ZM68 210H69V212H70L73 216L69 217V216L71 215V214H69V213H67L69 216H67V214L65 215V213H66ZM151 210H152V209H151ZM167 210H166V211H167ZM195 210H196V209H195ZM245 210H246V209H245ZM253 210H254V209L251 210V208H248V213H247L248 217H250V218L253 217V218H254V216L257 215V214L255 213V211L253 212ZM6 211H7V210H6ZM15 211H14V212H15ZM158 211H159V210H158ZM176 211H177V210H176ZM180 211H181V210H180ZM180 211H179V212H180ZM3 212H5V211H2V213H3ZM19 212H18V213H19ZM28 212H29V213H28ZM33 212H34V211H33ZM43 212H44V213H43ZM73 212H75V211H73ZM114 212H115L116 214H115ZM177 212H178V211H177ZM192 212H193V211H192ZM262 212H263V211H262ZM31 213H32V212H31ZM59 213H61V215H59ZM90 213H92V214H90ZM96 213H97V212H96ZM172 213H171V215H172ZM263 213H264V212H263ZM52 214H51V215H52ZM47 215H48V214H47ZM51 215L49 214L50 217H51ZM58 215H59V216H58ZM190 215H191V214H190ZM215 215H216V214H215ZM215 215H214V216H215ZM222 215H223V214H222ZM258 215H259V214H258ZM0 216H1V215H0ZM3 216L5 217V214H3ZM3 216H2V217H3ZM28 216L31 217V220H30V218H29ZM65 216H66V218H67V217H69V218L66 219ZM105 216H106V217H105ZM191 216H192V215H191ZM191 216H190V217H191ZM219 216H220V215H219ZM4 217H3V218H4ZM39 217H42V216H39ZM76 217H75L74 219H76ZM103 217H105V218L103 219ZM215 217H216V216H215ZM224 217H226V216H224ZM229 217H230V216H229ZM0 218H1V217H0ZM20 218H21V217H20ZM96 218H95V219H96ZM151 218H152V217H151ZM159 218H160V217H159ZM159 218H158V219H159ZM165 218H168V217H165ZM173 218H174V219H173ZM176 218H177V217H175V216L172 217V218L169 217L168 220H167V222L164 221V220H163V221H164V223L166 222V223L168 224V222H170L169 219H172V221H174V223H176V225L179 227L178 229H176V230H179V231L176 232L177 234L175 233V236H177V237L173 236L174 233H173V235H172V233H171L170 236H169V239L167 238L168 240H165V238H162V239H161L160 237H164V236H166V235H164V236H160V237L158 236L159 234H160V235L163 234V233H161V231L163 230V226H164L165 224L161 225V224H162V223H161V224H160V225H161V228L158 227L160 230H159V231L157 230V231L159 232V234H158V235H157V234L154 235V238H156V240H158V238H160V240H158L159 243H155V242H154V243H155V244H154L153 241H155V239L153 238V239H154V240H153V239L151 238V239L153 240L151 243H153V244L150 243V244H151V245H150L151 249L149 248V251H150V250H153V249H154L155 247H157V246H158V247L160 246L159 249L164 248V247H161L162 244H163L164 246L167 245L166 247L169 248V245H170L169 243L172 244V241H173V243L177 244V242L179 243V240L181 239V237L183 238V239H181V240H184L185 242L188 241L187 244L189 243V244L192 245V243L195 242L196 239L194 238L195 240H193V238H192L193 235H192V236H191V235H188V236H191L190 238H192V239H188L187 236H186V237L184 236V235H185V234L183 233V227H184V226H182V222H183V221L180 222L179 219H176ZM217 218H219V217H217ZM237 218H238V220H240L239 217H237ZM240 218H241V217H240ZM253 218H252V219H253ZM259 218H260V217H256V219H254V220H255V223H254L255 225H253V227H255L256 229L259 228V231L261 230V231H263V233H264V219L262 220V219L260 218V219H261V220H260ZM17 219H18V218H17ZM43 219H44V221L46 222V220H45L44 217H43L42 219H39V218L36 216V220H38V221L40 220V221L42 222ZM50 219H51V218H50ZM77 219H76V220H77ZM91 219H90V220H91ZM93 219H92V220H93ZM222 219H223V218L216 219V220H217V224L222 223V222H223V221L221 222ZM229 219H230V218H229ZM13 220H14V219H13ZM13 220H12V222L14 223L15 220H14V221H13ZM59 220H58V221H59ZM90 220H89V221H90ZM92 220H91V221H92ZM231 220H232V219H231ZM18 221H19V219H18ZM24 221H23V222H24ZM44 221H43V222H44ZM51 221H52V220H50V222H51ZM53 221H52V222H53ZM58 221H57V222H58ZM68 221H69V223H68ZM95 221H96V220H95ZM108 221H110V220L108 219ZM151 221L154 222L155 220H151ZM151 221H149V222H150L149 225H151V226L148 225V226L146 227V229H144V228L142 229V228H141V230H140V229H139V230H136V229H133V230L130 229V230H129V229H128V230H126V231L123 230V229L118 230V229H119L118 226H117L118 224H117V225H116V224H113V225H114V228H117V230H114V231H117L118 236H120V240H119L120 242H119L118 240H117V242L120 243V244L123 243V244H125V245H123V244L120 245V244H118V243H117V244L120 245V246L123 245V247H121V248H122V249L124 248V250H126V253H128L127 251H129L130 248H131L132 246H134L136 243H140V244H141V243L147 242V241H148V237L145 236L146 238H144V239H145V241H144V240L142 239L143 235L146 233V231L150 232V231L152 230V228H154V227L157 225V224H156L157 221L155 222V224L152 223ZM240 221H242V220H240ZM0 222H1V220H0ZM10 222H11V220H10ZM25 222H24V223H25ZM32 222H33V223H32ZM36 222H37V221H36ZM73 222H74V223H73ZM96 222H97V221H96ZM99 222H100V221H99ZM226 222H227V221H226ZM232 222H233V221H232ZM37 223H38V222H37ZM53 223H54V222H53ZM72 223H73V224H72ZM81 223H82V222H81ZM92 223H94V221H93ZM158 223H159V222H158ZM238 223H240V222L238 221ZM241 223H242V222H241ZM241 223H240V224H241ZM244 223H245V222H244ZM1 224H2V223H1ZM16 224H17V223H16ZM44 224H46V223H44ZM54 224H56V223H54ZM54 224H53L52 228H47V227H46V228H47V229H46L45 226H42V225H40V224L38 223V226H42V227H44L45 229L42 230L41 227H38V226H37L39 229H41L40 231H42L41 234H39V229L36 230V229H37V228H36V225H35V227H32V228H36V229H35L36 233L38 232L37 234H34L35 236H34L31 232H29V230H27V231H28V233H30L29 235L32 234L31 237L33 236L34 238H35L38 234H39L38 236L41 235L40 237H42V238L39 237V238L41 239V241H42V239H43L44 237L46 238L47 235H48V236L51 235V236H49L51 239H52V238H53V239H57V238H59L60 236H63V237H64V235H63V234H65V233H64V230L61 228V230H63V231H62V232H61V230L59 231L58 226L55 225V227H54ZM59 224H60V223H59ZM76 224H77V223H76ZM78 224H77V225H78ZM89 224H90V225H89ZM153 224H154L155 226H153ZM167 224H166V225H167ZM169 224H170V223H169ZM225 224H226V223H225ZM225 224H224V225H225ZM240 224H239V225H240ZM3 225H4V223H3ZM25 225L23 224L22 226L25 227ZM49 225H52V224H48V223H47V226H48V227H49ZM85 225H86V227H87V231L85 230L86 227H85V229L83 230V228H84ZM87 225H88V226H87ZM115 225H116L117 227H116ZM158 225H159V224H158ZM239 225H238V226H239ZM9 226H10V225H9ZM9 226L7 225V226H5L4 228H6V227L9 228ZM19 226H20V225H19ZM22 226H21V227H22ZM32 226H33V225H32ZM169 226H171V224H170ZM230 226H231V227H230V230H231V228L233 227V224L230 225ZM248 226H249V225H248ZM11 227H12V226H11ZM11 227H10V228H11ZM17 227H18V226H17ZM24 227H23V228H24ZM53 227H54V228H53ZM172 227H173V224H172ZM175 227H176V226H175ZM175 227H174V228H175ZM242 227H243V226L241 225V228H242ZM251 227H252V226H251ZM12 228H13V227H12ZM12 228H11V229H12ZM23 228H22V229H23ZM26 228H25V229H26ZM65 228H64V229H65ZM158 228H157V229H158ZM174 228H173V231L175 230ZM176 228H177V227H176ZM238 228H239V227H238ZM6 229H7V228H6ZM13 229H14V228H13ZM165 229H166V228H165ZM165 229H164V230H165ZM170 229H171V228H170ZM227 229H229V228H227ZM232 229H233V228H232ZM245 229H246V228H245ZM7 230H9V229H7ZM15 230H18V229H15ZM15 230H14V231H15ZM20 230H21V229H20ZM121 230H122V231H121ZM230 230H229V231H230ZM238 230H240V233H241V229L239 228ZM3 231H5V230H3ZM11 231H13V230H11ZM11 231H9L10 234H11V233H14V232H11ZM22 231H23L24 233L26 232L25 230H22ZM83 231H85V232H83ZM171 231H172V230H171ZM173 231H172V232H173ZM181 231H182V233H179V232H181ZM244 231H245V230L243 229V232H244ZM257 231H258V230H257ZM23 232H22V233H23ZM60 232H61V233H60ZM148 232H147V236H148ZM162 232L165 233V232H167V230L162 231ZM174 232H175V231H174ZM243 232H242V233H243ZM15 233H16V232H15ZM17 233H18V231H17ZM34 233H35V232H34ZM80 233H81V235H82V233H86V234H83V235H82L83 237H82V236H81V237H82V239H83L84 241H87V240H88V241L91 242V243L88 242V243H89V244H88L87 242H85V244H83L84 241H82V239H80V238H81V237L79 236ZM117 233H116V234L114 233V234L116 235V237H117ZM167 233H169V232H167ZM230 233H231V234L228 233V235L231 237L233 231L230 232ZM1 234H2V233H1ZM3 234H4V233H3ZM26 234H27V233H26ZM152 234H153V233H152ZM186 234H187V233H186ZM27 235H28V234H27ZM53 235L55 236V238L52 237ZM85 235H87V237H86ZM145 235H146V234H145ZM168 235H169V234H168ZM181 235H182V236H181ZM196 235H197V234H196ZM198 235L200 236L199 238H202V237H203V233H198ZM198 235H197V236H198ZM226 235H227V234H226ZM5 236H6V235H5ZM157 236H158V237H157ZM3 237H4V236H3ZM10 237H11V239H13L12 237H16V235L13 236V234H12V236H10ZM10 237H9V238H10ZM18 237H19V236H18ZM28 237H30V236H28ZM85 237H86V238H85ZM178 237H180V239H179ZM232 237H233V236H232ZM9 238H8V239H9ZM23 238H24V237H23ZM34 238H32V239H34ZM61 238H62V237H61ZM76 238H78V240H75ZM89 238H91V237H89ZM262 238H263V237H262ZM262 238H260V241L262 240L261 243L264 244V241H263ZM30 239H31V238H30ZM40 239H39V240H40ZM46 239H47V238H46ZM46 239H45V240H46ZM66 239H65V240H66ZM79 239H80V242H79ZM86 239H87V240H86ZM93 239H94V238H93ZM117 239H119V238L117 237ZM121 239H124V240H121ZM146 239H147V240H146ZM163 239H164V241H162ZM178 239H179V240H178ZM21 240H22V239H21ZM99 240H100V239H99ZM113 240H114V239H113ZM169 240H171V242H169V243H168L169 245H168V244H166V242L169 241ZM189 240H191L190 242H192V243H190ZM0 241H2V240H0ZM15 241H17V238H16ZM18 241H19V240H18ZM27 241H28V240H27ZM30 241H31V240H30ZM33 241H34V240H33ZM77 241H78V242H77ZM92 241H93V242H92ZM101 241H102V240L98 241V243L100 244V246H99L98 248H100V249H101V247H102V245H101L102 242H101ZM123 241H124V242H123ZM141 241H142V242H141ZM143 241H144V242H143ZM165 241H166V242H165ZM184 241H182V243H183ZM199 241H200V239H199L197 242L199 243ZM260 241H259V242H260ZM9 242H10V241H9ZM13 242H14V241H13ZM28 242H29V241H28ZM35 242H36V240H35ZM38 242H39V244L41 243L40 241H38ZM81 242H82V243H81ZM100 242H101V243H100ZM107 242H108V241H107ZM149 242H150V239H149L148 243H149ZM156 242H157V241H156ZM5 243H6V242H5ZM14 243H15V242H14ZM16 243H17V242H16ZM42 243H43V241H42ZM44 243H45V242H44ZM44 243H43V244H44ZM86 243H87V245H86ZM112 243H114V242H112ZM115 243H116V241H115ZM148 243H147V245H148ZM198 243H194V244H193V248H190V247H189L190 245L188 244L189 246H187V244L185 243V244H186V245H185V246H186L185 248L189 247L190 250H191V249H194V247L196 246L195 244L199 245ZM11 244H12V243H11ZM20 244H21V241H20ZM20 244H19V245H20ZM29 244H30V243H29ZM39 244H38V245L36 244V247H35V250L37 249L38 252L40 251L38 248H41V251H43V249H44L43 247H45V245H46V244H44V246H41L42 244H40V245H39ZM77 244L75 245V247H73L75 250H77V248H78V247H77ZM82 244H83V246H88V245H89V247H88L87 249H85L86 247L83 248ZM99 244H98V245H99ZM117 244H116V245H117ZM165 244H166V245H165ZM175 244H173V245H175ZM200 244H201V242H200ZM1 245H2V244H0V248L2 247ZM6 245H7V243H6ZM12 245H13V244H12ZM104 245H105V244H104ZM104 245H103V247H104ZM106 245H107V244H106ZM106 245H105V247H106ZM116 245H115V246H116ZM194 245H195V246H194ZM261 245H262V244H261ZM31 246H33V245H30V247H31ZM70 246H71V244H70ZM73 246H74V245H73ZM81 246H82V247H81ZM115 246H114V247H115ZM120 246H119L118 248H120ZM125 246H127V247H125ZM130 246H131V247H130ZM138 246H139V245H136V246H134V247H138ZM141 246L143 247V245H141ZM141 246H140V247H141ZM262 246H263V245H262ZM262 246H261V247H262ZM3 247H4V246H3ZM8 247H9V248H8ZM8 247H7V248L5 247V250H6V251H7V249H10V248H11L10 246H8ZM21 247H22V246H19V247H17V248H21ZM23 247H24V245H23ZM33 247H34V246H33ZM37 247H38V248H37ZM47 247H48V243H47ZM76 247H77V248H76ZM94 247H95V246H94ZM94 247H93V249H94ZM114 247H113V248H114ZM128 247H129V248H128ZM142 247H141V248H142ZM148 247H149V245L147 246V248H148ZM166 247H165V248H166ZM175 247H176V245H175ZM191 247H192V246H191ZM196 247H197V246H196ZM198 247H199V246H198ZM28 248H29V247H28ZM42 248H43V249H42ZM107 248H109V247H107ZM110 248H111V246H110ZM125 248H126V249H125ZM127 248H128V250H127ZM144 248H145V247H144ZM147 248H145V249L147 250ZM199 248H200V249H197V250H201V251H195V252H194V250H193V251H192V250L189 251L191 256H192V254L195 256L196 260H198V258H199V255H200L199 252H201L202 254L204 253V251H203L201 245H200ZM263 248H264V247H263ZM1 249H2V248H1ZM3 249H4V248H3ZM13 249H14V252H15V248H13V246H12V250H13ZM31 249H32V247H31ZM74 249H73V253H70V254H69L68 256H66V257H63V258H61V259H53V257H52L51 254H50L51 256L47 254L48 252H47L46 247H45L44 250H46V251H43V252H44L43 255H40V256H42V258H41V257H38V256H37L38 258H35V257H33V258H35L34 260L37 261V263L40 262V261H39L40 258H41V260L43 259V260L40 262V264H78V257H80V256H78L77 253H80L81 251L79 250V252H74ZM105 249H106V248H105ZM114 249H115V248H114ZM114 249H110V250H114ZM132 249H133V247H132ZM159 249H158V250H159ZM261 249H262V248H261ZM5 250H4V251L2 250V252L4 253ZM17 250H18V249H17ZM21 250H22V251L25 250V253H27V251H26V250H27V247H25V249H24V248H21ZM28 250H29V249H28ZM32 250L34 251V248H33ZM32 250H31V251H32ZM84 250H83V251H84ZM106 250H107V249H106ZM115 250H116V249H115ZM117 250L119 251V249H117ZM124 250H123V251H124ZM142 250H144V249H142ZM155 250H156V248H155L153 251H155ZM195 250H196V249H195ZM263 250H264V249H263ZM31 251H28V253L26 254L28 257H25V254H23L24 257H23V256L20 257L19 255H15V256L13 255V256H12L13 253H12V251H10V253H12V254H11V255L8 254V255H10L11 258H10L9 256H8L9 258H8V257L6 258V259H9V261H10V262H8V264H9V263H10V264H16V263H19V264H31V262H33V263L35 264V262L32 261L33 259H29V258H30L29 256H32V255L35 254V253H36V255H37V254H39L41 251H40L39 253H37V251H35V253H34V252H31ZM120 251H122V250H120ZM120 251H119V253H120ZM147 251H148V250H147ZM223 251H225V250H223ZM243 251H244V248L241 247L239 252L241 253V252H243ZM2 252H0V255L3 254ZM8 252H9V251H8ZM46 252H47V253H46ZM92 252H93V253H92ZM100 252H101V251H99V254H100V255L103 254V253H100ZM114 252L116 253L117 251H111L110 253H113V254H114ZM191 252H193V253L191 254ZM196 252H197V253H196ZM1 253H2V254H1ZM16 253H18V252H16ZM81 253H82V252H81ZM117 253H118V252H117ZM119 253H118V255H119ZM180 253H182V252H180ZM187 253H188V252H187ZM14 254H15V253H14ZM18 254H19V253H18ZM21 254H22V253H20V255H21ZM41 254H42V252H41ZM99 254H98V255H99ZM104 254H105V253H104ZM108 254H109V252H108ZM120 254H121V253H120ZM185 254H186V253H185ZM188 254H189V253H188ZM36 255H34V256H36ZM82 255H84V254H82ZM82 255H81V256H82ZM89 255H88V256H89ZM114 255H115V254H114ZM126 255H127V254H126ZM151 255H152V254H151ZM151 255H150V256H151ZM190 255H188L187 258H189ZM84 256H86V255H84ZM107 256L110 257V255H107ZM122 256H123V255H122ZM147 256H148V254H147ZM194 256H192V258H193ZM203 256H204V255H203ZM203 256H202V257H203ZM258 256H259V255L257 254V258H256V262H257V264H260V263L264 264L263 258H262V257H258ZM4 257H5V256H4ZM89 257H90V256H89ZM95 257H96V260H98V261H99V259H102V258H103V259L106 258V259H105L106 261L112 259V258L109 259L108 257H102V255H101V258H100V256L97 257L96 255H94V259H93L92 257H90V258L93 259V260H92L93 262H94V260H95ZM114 257H115V256H114ZM114 257H113V258H114ZM116 257H117V256H116ZM116 257H115V259H116ZM119 257H120V256H119ZM148 257H149V256H148ZM179 257H180V256H179ZM200 257H201V256H200ZM202 257L199 258V260L202 259ZM204 257H205V256H204ZM218 257H220V258H216V257H215V260H218V261H219V259H223V262H221V263H219V264H233V262H232V261H233V249H232V250H228V251H226V252H222L221 255L218 256ZM1 258H3V256H2ZM90 258H88V259H90ZM107 258H108V259H107ZM124 258H125V257H124ZM149 258H151V257H149ZM182 258H183V257H182ZM103 259H102V261H103ZM120 259H121V261L123 260L122 258H120ZM113 260H114V259H113ZM113 260H112V261H113ZM116 260H117V259H116ZM127 260H129V259H125V260H123L122 262H120L119 264H126V261H127ZM148 260H149V259H148ZM148 260H147V261H148ZM153 260H154V259H153ZM172 260H173V259H172ZM178 260H179V259H178ZM183 260H184V261H183ZM183 260H182V264H188V263H189V264H190V263L192 264V261L194 262V259H192V261H191V257H190V260H188V261H190V262L187 261L188 263L185 261L186 258L183 259ZM199 260H198V261H199ZM205 260H206V259H205ZM6 261H7V260H5V262H6ZM38 261H39V262H38ZM82 261H83V260H82ZM100 261H101V260H100ZM129 261H130V264H131L132 261H131V260H129ZM147 261H146V262H147ZM162 261H163V260H162ZM175 261H176V259H175ZM202 261H203V259H202ZM202 261H201V262H202ZM211 261H212V260H211ZM2 262H3V261H1V259H0V264H1ZM90 262H91V261H89V264H91ZM117 262H118V261H117ZM150 262H151V261H150ZM155 262H156V261H155ZM155 262H154V263H155ZM177 262H178V261H177ZM183 262H184V263H183ZM201 262H200L199 264H201ZM216 262H217V261H216ZM219 262H220V261H219ZM33 263H32V264H33ZM87 263H88V262H87ZM95 263H96V261H95L93 264H95ZM97 263L102 264V262H97ZM97 263H96V264H97ZM108 263L110 264V261H109ZM115 263H116V261H115ZM115 263H114V264H115ZM128 263H129V262H128ZM128 263H127V264H128ZM158 263H159V262H158ZM160 263H161V262H160ZM162 263H163V262H162ZM162 263H161V264H162ZM169 263H172L171 260L169 261ZM196 263L198 264L197 261H196L194 264H196ZM5 264H7V263H5ZM82 264H85V263L83 262ZM103 264H104V261H103ZM112 264H113V262H112ZM116 264H118V263H116ZM132 264H134V263H132ZM145 264H146V263H145ZM150 264H151V263H150ZM156 264H157V263H156ZM163 264H164V263H163ZM214 264H215V262H214Z\"/></svg>","mask_w":264,"mask_h":264}]
</instances>
